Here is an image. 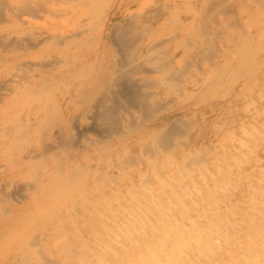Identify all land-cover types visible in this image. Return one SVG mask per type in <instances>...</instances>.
I'll return each instance as SVG.
<instances>
[{"label": "rangeland", "instance_id": "374dc122", "mask_svg": "<svg viewBox=\"0 0 264 264\" xmlns=\"http://www.w3.org/2000/svg\"><path fill=\"white\" fill-rule=\"evenodd\" d=\"M18 1H20V2L22 1V2L20 3ZM36 1L35 0H17V2H16V0H0V36H1L0 41L2 40L0 42V243H2V244H0V264H6V262H7V264L8 263L9 264H11V263L21 264V262H22V264H30V263L35 264L37 262H38L37 264H42L43 262H45L43 264H51V263H53V264H63L64 263L65 264V262L69 259L70 260L67 261L66 264H74V263H78V261L81 258H82L81 259L82 263H79V264H83V261H86L89 259L92 260V259H94V256L101 255L100 251H99V241H101L102 237H104V236L106 237L108 235V229L114 228V224H115L116 220H118V221L121 220L120 218H123L121 216H124V218L128 217V216L127 217L125 216V215H127V210L130 209V207L133 208L134 207L133 204H135V202H138L137 200H141V202L145 203L142 206H143V210L146 213V215H144L145 213L142 212L143 223L140 222V224L143 225L142 227L145 229L144 233H143L144 234L143 237H147V235H145V233L146 234L149 233L150 229L153 228L154 225H155L154 227H156V225H157L156 228H159L160 226L162 227L164 225H166L168 227L171 226L170 228H172V229L175 228L174 230H176V226H177V230L179 228L178 233H180L182 231L181 228H183V230H185V229L188 230V229L192 228L196 232L199 231L197 234H200V235H202V234L204 235L203 229H202V227H203L205 231H207V232L211 231L210 234L212 233L211 236L213 238L216 236L215 239L220 237L218 235V232H216V231L218 229H220L223 233H227L228 232V231H226V227H227V229H229L228 233H232V234H229L230 235L229 236L230 242H228L226 244L227 246H225L224 248L229 250V249H232L233 246H235L233 248V250H230L231 252H233L234 249L236 248V242H243L245 240L244 237H246V233L248 231V228L251 227V225L258 223L257 221L261 222L262 221L261 215L264 214V197H263L264 196V179L262 178L264 176V161H262V160H264L263 159L264 158V145H263L264 144V110H263L264 109V96H263L264 95V70H263L264 64H262V63H264V0H263V2L261 0L260 1L252 0L253 1L252 3H251V0H246V1H244V0H236V1L233 0L232 3H231V0H229V1L228 0H210V1L209 0H73L72 2H70L69 0H67V1L66 0H54V1L53 0H48V1L47 0L46 1L45 0H36ZM249 2H250V4H249ZM5 3H6V5H5ZM18 3H20V4H18ZM206 3H208V4H206ZM217 3H219V4H217ZM54 4H56V5H54ZM243 4H244V6H243ZM245 6H247L248 8L247 7L245 8ZM20 7H21V9H20ZM251 7H253V9ZM18 8H19V10H18ZM191 8L194 11H192ZM216 8H218L219 10ZM56 9L58 10V12H56ZM187 9H189V10H187ZM33 10L34 11L36 10L37 12H34ZM252 10H254L253 11L254 14L252 13ZM13 11H14V14H13ZM15 11H16V13H15ZM38 11H41L40 14ZM210 12H212V13H210ZM21 13H22V16H21ZM29 13L30 14L33 13V14H31L32 17L28 16V15H30ZM34 13H36V14H34ZM58 14H60V15H58ZM153 14H154V16H153ZM33 15H36V18ZM40 15H42V17ZM216 16H217V18H216ZM40 17L42 19L43 18L44 19L42 20ZM205 17L206 18L208 17V19H205ZM209 18H211V20ZM120 21H121V23H120ZM131 22H132V24H131ZM126 24H128V25H126ZM121 28H123L124 30ZM117 29L120 31V33H117V32H119ZM132 29H134V30H132ZM113 30H115V31H113ZM144 31H145V33H144ZM111 33H113V34H111ZM51 35L53 38L51 37ZM119 36H121V37H119ZM122 36H124L125 38ZM57 37H60V38L57 40ZM65 37H67V38H65ZM190 37H192V38L190 39ZM64 38H65V40H64ZM140 38H141V40H140ZM261 38H262V40H261ZM28 39H29V41H28ZM210 39H211V41H210ZM18 40H21V41H18ZM26 40L28 42H30V44H28V42ZM34 40H35V42H34ZM215 40H216V42H215ZM230 40H231V43H229ZM36 41H38V43ZM52 41H53V43H52ZM232 41H233V43H232ZM2 42L4 43V46L1 45V44H3ZM6 42H8V43L5 44ZM187 42H188V44H187ZM212 42H214V43L212 44ZM259 42H260V44H259ZM10 43L12 45H10ZM33 43L34 44L36 43L35 46ZM55 43L57 45H55ZM127 43L130 44L131 46L128 45ZM52 44H54L55 47ZM16 45H18L19 47L21 45V47H23V48H21V47L16 48ZM50 45H51V47H50ZM124 45H126V46H124ZM155 45H156V47H155ZM248 45H249V47H248ZM258 45H259V47H258ZM129 46L133 48V51H131V48L128 49ZM257 47L260 49H258ZM125 48H127V49H125ZM205 48L207 51H205ZM209 48L210 49L212 48V50L210 51ZM253 48H254V50H253ZM261 48H263V49H261ZM255 49L257 51H255ZM123 50H124V52H123ZM160 50H162V51H160ZM238 50L240 51V53ZM127 52L129 53L128 56H127V54H128ZM262 52H263V54H262ZM249 53H250V55H248ZM200 54H201V56L203 55V57H201ZM122 55H125V56H122ZM208 55H209V57H208ZM114 57H116L117 59H115ZM253 57H255V59H252ZM182 58H183V60H182ZM204 58H206V60ZM150 59H151V61H150ZM198 59H199V61H198ZM201 59H203V60H201ZM50 60H52V61H50ZM125 60H128V61H125ZM159 60H160V63H159ZM204 60H205V63H203ZM120 61H122L124 64L122 65ZM147 61H149V62H147ZM209 61H211V62H209ZM242 61L244 63L245 62L248 63L249 65L246 63H245L246 65H245ZM254 61H256V62H254ZM127 63L131 64V65H128ZM185 63H187V64H185ZM199 63L200 64L202 63V64L200 65ZM227 63H228V65H227ZM54 64H56V65H54ZM114 64H115V66H114ZM211 64H213V65H211ZM255 64H257V65H255ZM209 65H211V66H209ZM116 66H117V68H116ZM246 66L247 67L250 66V69H248L249 67L247 68ZM252 66H253L255 71L253 70ZM39 68H40V71H39ZM206 68H209V70ZM211 68L212 69L216 68V69L214 71H212ZM229 68H231V69H229ZM234 68H235V71H234ZM123 69H124V71H123ZM236 69H237V72H236ZM91 70H93V71H91ZM98 70H100V71H98ZM103 71L105 72V74ZM251 71L253 72L252 74H250ZM113 72L115 73V75ZM119 72L122 74H120ZM206 72L208 73V75L206 74ZM238 72L240 74H238ZM244 72L247 74L245 75ZM201 73H202V75H201ZM232 73H233V76H232ZM255 73H258V74H255ZM102 74H103V76H102ZM118 74H120V75H118ZM182 74H185V75L182 76ZM222 74H223V76L224 75L225 76L227 75V76L226 77L224 76V78H223ZM205 75H207V76H205ZM253 75H255V77ZM220 76H221V78H220ZM179 77H181V78L179 79ZM218 77H219V79H218ZM230 77H232V78H230ZM233 77L234 78L238 77V78L237 79L235 78V80H236L235 81L233 79ZM212 78H214V79H212ZM242 78H244V79H242ZM167 79H168V81H167ZM105 80H107V81L105 82ZM118 80H120V81H118ZM213 80H215V81H213ZM243 80H245V81H243ZM252 80H254V82ZM98 81H99L100 85L98 84ZM232 81L233 82L235 81V82L233 83ZM133 82H134V84H133ZM230 82H231V84H230ZM228 83L230 86L228 85ZM95 84H96V86H95ZM109 84H110V86H109ZM171 84H173V85H171ZM217 84H219V85L221 84L222 87L218 86ZM243 84L244 85L246 84L249 86L245 87ZM6 85H8V86H6ZM236 85L238 87H236ZM243 87H245V88H243ZM217 88H219V89L216 90ZM221 88H223V89H221ZM231 89H232V91H231ZM240 89H241V91H240ZM97 90H99V91H97ZM247 90H248V92H247ZM139 91H141V92H139ZM52 92H54V93L52 94ZM119 92H122V93L119 94ZM241 92H244V94L243 93L241 94ZM101 93H103L104 96H102L103 94H101ZM226 93H228V94L225 95ZM92 94H94V95H92ZM131 94H132V96H131ZM111 95H113V96H111ZM34 96H35V98H34ZM92 96H93V98H92ZM235 96H237V97H235ZM258 96H260V97H258ZM131 97L133 100L131 99ZM90 98H92V99H90ZM99 98H100V100H98ZM136 98H137V100H136ZM256 98L258 100H256ZM53 99L55 102H53ZM102 99H103V101H102ZM250 99H251V101H249ZM97 100H98V102H97ZM110 100H112V101H110ZM113 100L116 103H114ZM141 101H142L143 106H141V104H140ZM26 103H27V105H26ZM79 103H81V104H79ZM102 103L104 104V106ZM236 103H238V104H236ZM88 104H90L89 105L90 108L88 107ZM81 105H82V107H81ZM84 105H86L87 107H85ZM124 105H126V108ZM257 105H259V106L257 107ZM114 106H116V107H114ZM120 106H122V107H120ZM135 106H136V108H135ZM45 107H46V109H45ZM73 108H75V110ZM86 108H88L87 109L88 112L85 110ZM116 108H118L117 111L115 110ZM138 108H141V109L139 110ZM238 108H239V110H238ZM123 109H125V111ZM129 109H132V110L130 111ZM249 109H250V112H249ZM260 109H262V110H260ZM96 110H98V111L96 112ZM102 110H103V112H102ZM233 110L237 113H235ZM245 110H246V112H245ZM85 111L87 112V114ZM138 111H139V113H138ZM60 112L64 115L65 118H63V115ZM147 112L149 114H147ZM244 112H245V115H244ZM47 113L50 115L48 116ZM52 113H53L54 117H53ZM56 113H58L57 116H56ZM115 114H117V115H115ZM233 114H235V115H233ZM94 115H95V117H94ZM98 115H100L101 117L99 116V118H98ZM111 115H112V117H110ZM135 115H136V117H135ZM47 117L48 118L50 117L49 120H47L48 119ZM69 117H70V119H69ZM92 117H94V118H92ZM227 117H229V119L231 121H229ZM235 117H238V118L236 119ZM107 118L109 119L110 122L108 121ZM235 119L237 120V122ZM84 120L86 121V123ZM225 120H226V122H225ZM248 120H249V122H248ZM41 121L43 124L41 123ZM80 121L81 122L84 121L83 122L84 124H82ZM246 121H247V123H246ZM51 122L53 125L51 124ZM73 122H74V124H73ZM97 122H98V124H96ZM118 123H120V124H118ZM226 123L227 124L229 123V124L226 125ZM57 124L60 125L61 128ZM102 124L105 127H102L103 126ZM62 125H64V128ZM94 125H95V127H94ZM97 125H98V127H97ZM100 125H102V126H100ZM234 125L236 128H234ZM117 126H120L122 128H120V127L117 128ZM222 126H223V128H222ZM238 126H239V128H238ZM40 127H41V129H40ZM137 127L139 129H137ZM227 127H228V129H227ZM82 128L84 129V131L81 130ZM52 129H54V130H52ZM223 129H224V131H222ZM239 129H241V131ZM184 130L186 132H184ZM219 130L221 131V133ZM225 130H226V132H225ZM112 131L116 135H114L112 133ZM57 133L59 134L58 136L56 135ZM69 133L72 135H70ZM229 134L233 135V136H230ZM60 135H62L63 138H61ZM120 135H121V137H120ZM44 136L46 137L47 140L50 141L51 145H49V141H47ZM70 136H72V137H70ZM222 136H223V138H222ZM244 136H246V138ZM86 137L88 139H86ZM108 137H110L111 139L109 138V140H107ZM118 137H120V138H118ZM54 138H55V143L53 142ZM73 138L74 139L76 138V139L74 140ZM228 138H230L232 140V142H231V140H228ZM40 139H42V140H40ZM64 139L67 141H65ZM78 139H79V141H78ZM118 139L119 140L122 139V141L121 140L119 141ZM169 139H171V141ZM106 140H107V142H106ZM216 140H218L219 143ZM227 140H228V142H227ZM63 141H64V143H63ZM108 141L111 143H109ZM213 141H215V143ZM240 141H242V142L239 143ZM41 142H42V144H41ZM57 142L58 143L60 142V144L57 145L58 144ZM100 142H105V144L100 143ZM226 143L227 144L229 143V144L227 145ZM28 144H29V146H28ZM52 144H54V145H52ZM160 144H163V145L161 146ZM241 144H243V145H241ZM21 146H23V147H21ZM27 146L29 147V149ZM70 146H72L73 148H71ZM157 146H159V147H157ZM217 146H218V148H217ZM237 146H238V148H237ZM19 147H21V149ZM110 147L112 149H109ZM154 147H157L156 148L157 152L156 151L153 152V150L155 149ZM35 148H36V150H35ZM69 148H71L73 150H71ZM195 148H196V150H195ZM24 149H25V151H24ZM33 149H34V152L32 151ZM59 149H60V151H58ZM78 149H79V151H78ZM171 149L173 152L170 151ZM260 149H261V152L259 153ZM182 150L184 152H186V151L187 152L184 153ZM36 151H38L39 153ZM198 152L202 153V154H198ZM155 153H156V156H155ZM165 154H166V156H165ZM194 154H195V159H194L195 161L193 160ZM214 154H215V156H214ZM123 155H126V156H123ZM198 155H200V157ZM201 155H202V157H201ZM204 155H206V156H204ZM55 156H56V158H55ZM21 157H23V160L24 159L25 160L22 161L20 159ZM147 157L150 159V161ZM32 158L34 159V161H33L34 163L31 162ZM71 158H73L74 160ZM156 158H158V160ZM171 158L172 159L174 158V159L172 160ZM188 158L191 161H189ZM47 159H49V160H47ZM152 159H155V160H152ZM18 160H20V161H18ZM62 160H64V161H62ZM175 160H176V162H175ZM185 160H187V162ZM11 161L13 162L12 164L10 163ZM61 161H62V163H60ZM114 161H117V162H114ZM154 161H156L155 164H154ZM201 161L202 162L204 161V166L201 164ZM14 162L15 163L18 162V163L15 164ZM162 162H164V163H162ZM169 162H170V164H167ZM35 163H38L39 165L38 164L35 165ZM149 163H150V165H149ZM156 163L158 166L156 165ZM64 164H66V165H64ZM197 164H199V165H197ZM252 164H254V165L252 166ZM119 165H121V167ZM187 165H189V166H187ZM248 165L249 166L251 165V167H254V168H251L252 170L250 168H246ZM30 166H31V169H30ZM36 166H37V168H36ZM191 166L193 167L192 168L193 170L190 168ZM198 166H200V167H198ZM42 167H44V169H42ZM80 167H82V168H80ZM155 167L158 169H156ZM163 167H165V168H163ZM196 167L198 169H196ZM68 168H69V170H68ZM95 168H96V170H94ZM167 168L170 170H172V169L173 170L170 171ZM180 168L183 171L180 172V170H181ZM235 168H236V171H234ZM64 169H65V171H64ZM70 169L72 171H70ZM127 169H129V170H127ZM154 169H155V171H154ZM178 169H180V170H178ZM189 169H191V171ZM254 169L257 171H255ZM156 170H157V172L158 171L159 172L157 173ZM176 170L179 172H177ZM245 170L246 171L249 170V171L246 172ZM129 171H130V173H129ZM188 171H190V172L188 173ZM204 171H206V172H204ZM63 172L66 174H64ZM161 172L163 174L164 173L165 174L163 175ZM198 172L200 175H196V174H198ZM153 173L155 175H158L160 173V175L157 176L159 178H156V176ZM201 173L204 174L203 177H201L202 176ZM207 173H209V174L206 175ZM223 173L224 174L226 173V175H224ZM69 174L70 175L72 174L73 176L72 175L70 176ZM227 174H230V175L227 176ZM234 174H236V175H234ZM242 174L245 177H243ZM33 175L34 176L36 175V176L34 178H32ZM79 175L80 176L83 175V176L80 177ZM107 175L110 179L108 177H104ZM173 175H174L175 179H172ZM186 175L190 176L191 179L188 178ZM62 176H63V179H62ZM64 176H67V177L65 178ZM99 176H103V177L99 178ZM177 176H179V177H177ZM182 176H184V177L182 178ZM192 176L194 178H192ZM196 176H197V179H196ZM198 176H200V177H198ZM225 176H226V178H225ZM247 176H248V178H247ZM255 176L259 177V178L257 179ZM97 177L99 179H97ZM123 177L124 178L126 177V178L124 179ZM237 177H238V179H237ZM105 178H106V181L108 179L111 182L110 181L106 182ZM162 178H164V180H162ZM184 178H187L188 182L184 183L183 180H185V181L187 180ZM202 178H203V180H202ZM246 178H247V180H246ZM94 179H96L97 181ZM102 179H104V180H102ZM155 179H156V181H155ZM189 179H190V181H189ZM33 180H34V182H33ZM67 180L69 181V183L67 182ZM92 180H94V182ZM157 180H159V181H157ZM199 180L202 181L201 183L203 184V186L201 185V183L199 184V182H200ZM250 180H251V182H250ZM258 180H260V181H258ZM81 181H84L82 183H85V184H81ZM209 181L211 184L209 183ZM224 181L226 184L224 183ZM227 181H228V186H227ZM229 181H231V182L229 183ZM245 181H248V182H245ZM142 182L144 185L142 184ZM147 182H149V183H147ZM132 183H135V184H132ZM145 183H146V186L148 187V185H149L150 188L148 187L146 189ZM165 183H167V185ZM192 183H195L197 185L195 186V184H193V188H192V185H191ZM215 183H217V185ZM222 183L224 184V187H222L223 186ZM231 183H233L235 185H233V184L231 185ZM253 183H255V184H253ZM258 183H260V184H258ZM24 184H26L27 186ZM66 184L70 189L66 186ZM117 184H119V185H117ZM208 184H209V186H208ZM237 184H238V186H237ZM246 184L248 185L249 188L247 187ZM103 185H104V188H103ZM135 185H136V187H135ZM163 185H165V186H163ZM176 185H178V188ZM169 186H171L173 189L171 190V188H169ZM183 186H185L184 189L186 188L187 190H182ZM212 186H213V188H211ZM230 186L233 189V191L231 190ZM142 187H144V189ZM160 187H163V188H160ZM197 187H199V188H197ZM218 187H220V189ZM246 187H247V189H246ZM77 188H78L79 192H78V190L75 191V189H77ZM118 188H120V189H118ZM130 188L131 189L133 188L135 193H136V190L139 192H137L135 194V193H133L134 191L131 190ZM179 188H180V190H179ZM200 188H202V189H200ZM149 189H151V190H149ZM191 189L196 190L197 192L193 191ZM248 189H250L251 191ZM2 190H5V191L2 192ZM24 190H27V191H24ZM107 190L109 191V193ZM167 190L169 192H167ZM173 190H176V192L178 191L177 193L182 198L179 197V199H178L177 196L175 197ZM242 190H244V191H242ZM58 191H60V193ZM110 191H113V192L110 193ZM127 191H128V193H127ZM140 191H141V194H140ZM142 191H143V193H142ZM186 191H188L190 194L188 192H187V194L182 193V192H186ZM211 191H212V193H211ZM255 191H256V194H255ZM18 192L19 193L21 192V194H19ZM57 192L60 195L62 194V192H63V194L61 196H59V195H57ZM67 192H69V193H67ZM118 192H119V194H118ZM152 192H154V193H152ZM170 192H171V195H170ZM198 192H200V193H198ZM218 192H220V193L218 194ZM251 192L253 193V195L254 194L255 195L254 196L251 195L252 194ZM35 193H36V195H35ZM114 193L115 194L117 193V194L115 195ZM132 193L134 194V196L136 195L137 197L135 196L136 197L135 198ZM138 193L140 195H138ZM246 193H248V194H246ZM46 194H48V195H46ZM50 194L52 195V197ZM84 194H85V196H83ZM97 194L99 197L97 196ZM101 194H103L102 197H101ZM110 194H111V196H110ZM150 194L152 196L153 195L154 196L152 197ZM155 194L157 196H159V195L161 196L160 198H162L163 203H161V205L159 206V209L164 207L166 209V216L161 214L160 212L157 213V211H159V210L156 209V206H151L152 201L157 197ZM214 194H215V196H214ZM233 194H234V196H232ZM22 195H24V196H22ZM70 195L73 199L70 197ZM80 195H81V199H80ZM94 195H96L97 197ZM117 195H119V196H117ZM144 195L146 197H144ZM210 195H211V197H210ZM241 195H243V196H241ZM65 196H67V197L69 196L68 197L69 199H67V197H65ZM92 196H94L93 199H92ZM194 196H195L196 200H195ZM208 196L210 197V199ZM218 196L220 198H218ZM248 196L252 197V198H250V200H249ZM257 196H259V197H257ZM18 197H19V199H18ZM37 197H39L40 199H38ZM85 197L87 199H85ZM118 197H119V199H118ZM167 197H168V199H167ZM205 197H207V198H205ZM232 197H234L235 199L234 198L232 199ZM236 197H238V198H236ZM22 198H23V200H22ZM59 198H61V199H59ZM110 198H112V200ZM158 198L159 197H157V199ZM163 198H166V199H163ZM170 198H171L172 202L169 200ZM224 198H225V201L223 200ZM262 198H263V201H262ZM66 199L69 201H67ZM122 199H124V200H122ZM176 199L178 201H176ZM247 199L249 201H247ZM39 200L41 201V203ZM49 200H51L52 202ZM147 200L148 201L151 200V203L148 202ZM168 200L170 201V203ZM207 200L209 201V203L208 202L206 203ZM212 200H213V202H212ZM218 200H221V201H218ZM239 200H240V202H239ZM97 201L98 202L100 201V203L98 204ZM105 201H107L108 203H106ZM193 201L195 204L193 203ZM55 202H57V203L55 204ZM146 202H148L149 204ZM164 202L166 204H164ZM69 203H71V204H69ZM168 203H169V205H168ZM226 203H228L227 206H225ZM247 203L249 205H247ZM44 204L47 205V207ZM51 204H55L56 206L51 205ZM104 204H106V205H104ZM117 204H119V205H117ZM121 204H123V205H121ZM39 205H41V207ZM72 205L75 206L76 208H73ZM86 205L89 208L88 207L86 208ZM101 205H104V206H101ZM107 205L110 207V209H113V211L112 210L109 211V207ZM144 205H145V207H144ZM148 205L150 207H148ZM185 205H186V207H185ZM206 205H208V206H206ZM257 205H258V207H257ZM36 206H38V207L36 208ZM42 206H43V208H42ZM44 206H45L46 210H45ZM48 206H50V207L48 208ZM125 206H127V207H125ZM171 206L173 209L171 208ZM187 206H188V208H187ZM202 206L204 207V209ZM234 206H236L237 208ZM240 206H242L241 207L242 210H241ZM255 206H256V208H255ZM260 206H262V208L259 210ZM39 207L41 210L39 209ZM60 207H61V210H60ZM146 207L150 211H146L147 210ZM181 207H182V209H181ZM215 207H218V208L215 209ZM223 207H225V209H222ZM77 208H79V209H77ZM81 208H83V209H81ZM90 208H93V209H91L89 211ZM99 208H101L100 209L101 212L99 211ZM118 208H120V209H118ZM122 208L126 209V211L125 210L123 211ZM183 208H185L186 210ZM30 209L33 210L34 214ZM37 209H39V210H37ZM65 209H67V210H65ZM175 209L176 210L181 209V210L177 211V213H175L174 212V211H176ZM198 209L200 210V212ZM50 210L51 211L53 210V211L50 212ZM68 210H71L72 213L71 212L69 213ZM197 210H198V213H197ZM245 210H249V211H245ZM23 211H25V213ZM29 211L31 212V214ZM56 211H57V213H56ZM61 211H62V213H61ZM75 211H77V212L79 211V213H76ZM91 211H93V212H91ZM121 211H123V212H121ZM210 211H211V213H210ZM237 211H238V213H237ZM109 212H110L111 216H109ZM116 212H117V214H116ZM148 212H150L151 214ZM194 212H195V215H194ZM204 212H205V214H204ZM96 213H98V214H96ZM113 213H115V214H113ZM123 213H126V214L124 215ZM168 213L171 214L170 215L171 218H169ZM185 213H186V215H185ZM208 213L210 215L211 214H213V215L215 214V215H214V217L211 215V218H210V215ZM230 213L233 216H231ZM18 214H19V216L22 215L23 217H21V216L19 217ZM27 214H29V215H27ZM37 214H38V217H36ZM92 214L94 215V217ZM106 214H108V215H106ZM157 214H158V216H157ZM180 214H182V218H181ZM201 214H204V215H201ZM207 214L209 215V217ZM221 214H222V216H221ZM16 215L18 216V218ZM52 215H55V216L53 217ZM153 215H155L156 218ZM25 216H26V218L23 220V218ZM40 216H42V217L39 218ZM62 216H63V218H61ZM82 216H84V218H82ZM112 216H114L115 218L117 217L118 219L117 218L115 219L113 217L115 220L114 221ZM172 216H173V218H172ZM195 216H197V217H195ZM243 216H244V218H243ZM30 217H31V219H30ZM48 217H50V218H48ZM152 217H154V218H152ZM224 217L226 220L224 219ZM229 217H230V219H229ZM248 217L250 220L247 219ZM43 218H45L47 220H45ZM106 218H108V220ZM148 218H150L151 220L149 219V221H148ZM198 218L199 219L201 218V219L199 220ZM205 218H206V220L210 218L209 220H211V221H209V220L206 221ZM218 218H220V219H218ZM233 218H235V219H233ZM237 218H239V219H237ZM254 218H256V219H254ZM154 219H155V221H154ZM176 219L178 221H176ZM21 220H23V221H21ZM66 220H67V222H66ZM111 220L113 223L111 222ZM160 220L163 221L162 224L160 223ZM164 220H165V222H164ZM190 220H192V221H190ZM203 220H205V223H203ZM32 221H34V222H32ZM52 221H54L56 223L53 224L54 222H52ZM149 222H151V224ZM224 222H226V223H224ZM64 223H66V224H64ZM92 223H94V224H92ZM158 223H160V225ZM198 223H201V225ZM211 223H212V225L214 224L213 225L214 227H212V225H210ZM23 224H24V226H23ZM140 224L138 223L139 226L138 225L137 226L141 227ZM190 224L193 226H191ZM195 224H197L196 225L197 227L195 226ZM224 224H226V225H224ZM61 225H62V227H61ZM16 226H17V228H16ZM186 226H187V228H186ZM199 226L201 228H199ZM8 227H10V228L7 229ZM27 227L28 228L31 227V228L28 229ZM106 227H109V228H106ZM50 228H51V230H53V232L50 230ZM206 228H208V229L206 230ZM30 229H32L31 232L33 234L31 232L28 233L29 232L28 230H30ZM34 229H38L37 232ZM95 229H97V230H95ZM9 230H10V232H9ZM72 230H73V233H72ZM74 230H75V233H74ZM93 230L96 232H94ZM4 231L5 232L7 231L6 232L7 236L4 235L5 234ZM69 231L71 232V234ZM18 232H20V233H18ZM78 232L82 235H79ZM97 232H99V233H97ZM201 232H202V234H201ZM67 233H68V235H67ZM83 234H85L86 236L87 235H89V236L86 237ZM21 235H22V237H21ZM25 235H26V237H25ZM65 235H67V237L70 236L69 239L67 237H65ZM200 235H198V236H200ZM262 235L264 236V233ZM27 236H29V237H27ZM37 236L40 238H38ZM231 236L233 237L234 240L232 239ZM72 237L73 238L76 237V238L73 239ZM78 237H80V238L78 239ZM84 237L87 239H85ZM90 237H91V239H89ZM21 238H22V240H21ZM7 239H8V241H7ZM25 239H27V240H25ZM255 239H256V241L262 240L261 237H255ZM65 240H66V242H64ZM75 240H76V242H75ZM82 240H84V242ZM173 240H174V234L172 233V237L170 238V241H168V243H167V248H171ZM238 240H240V241H238ZM13 241H15V243H13ZM21 241H23V242H21ZM46 241H47V243H46ZM93 241H94V243H93ZM54 242H55V244H54ZM4 243H7V244L4 245ZM18 243H19V245H18ZM50 243L52 245H50ZM91 243H93V244H91ZM28 244H29V246H28ZM42 244H43V246H42ZM71 244H72V246H71ZM31 245H32V247H30ZM55 245L57 248L53 247ZM64 245H66V246L64 247ZM9 246H11V247L9 248ZM47 246H49V247L46 248ZM96 246H98V248ZM112 246L116 252L120 251L119 246L117 248V245L115 244V242H112ZM26 247H27V249H26ZM41 247L44 249L45 252L43 250H40ZM11 248L12 249L14 248V249L12 250ZM50 248H51V250H50ZM62 248H63V250H61ZM72 248H74L75 252L73 250H71ZM10 249H11V251H10ZM64 249H67L68 251L64 250ZM91 249H93L94 252ZM26 250H28V251H26ZM83 250H84V252H83ZM4 251L6 252V255H8V256L5 255ZM17 251H19V252H17ZM55 251H57V252H55ZM63 251H65L66 253ZM212 251L213 252H211L210 256L206 255V257L198 258V263L200 264L201 261H203L201 264H204V263L209 264L208 261L210 260V258L211 259L219 258L218 254H220V253H219V250L217 249V247H215ZM40 253L42 254L41 259L38 258V257H40V255H39ZM67 253H68V255H67ZM70 253L72 254L71 256H70ZM75 253H77V254H75ZM17 254H20V255H17ZM212 254H215L216 256L212 255ZM35 255H37V256H35ZM84 255L86 256V258ZM16 256H17V258H14ZM18 256H20V257H18ZM23 256H26V258H28V260L27 259L25 260L27 262H25L24 260L23 261L21 260V259H25V257H23ZM64 256H65V258H64ZM80 256H81V258H80ZM2 257H3V259H2ZM30 257H33L34 259L33 258L31 259ZM61 257H62V259H61ZM70 257L72 258V260ZM76 257L78 258L77 259L78 261L74 262ZM13 258L15 260L12 261ZM101 258H102V262L105 264V263H107L109 256L101 255ZM204 258H206V259H204ZM19 259L21 262L19 261ZM46 261L47 262L49 261L50 263L49 262L47 263ZM57 262H59V263H57ZM70 262H72V263H70Z\"/></svg>", "mask_w": 264, "mask_h": 264}, {"label": "bare ground", "instance_id": "6f19581e", "mask_svg": "<svg viewBox=\"0 0 264 264\" xmlns=\"http://www.w3.org/2000/svg\"><path fill=\"white\" fill-rule=\"evenodd\" d=\"M36 1V0H35ZM46 1V0H45ZM48 1V0H47ZM54 1V0H53ZM67 1V0H66ZM70 2H72L73 0H69ZM210 1V0H209ZM208 1V2H209ZM229 1V0H228ZM227 1V2H228ZM232 1L233 0H231V3H232ZM236 1V0H235ZM244 1H246V0H244ZM258 1H260V0H258ZM262 2H263V0H261ZM16 2H17V0H16ZM18 2H20V1H18ZM22 2V1H21ZM20 2V3H21ZM25 2V1H24ZM32 2V1H31ZM30 2V3H31ZM37 2V1H36ZM253 1L251 0V3H252ZM2 3V2H1ZM12 3V2H11ZM20 3H18V4H20ZM29 3V2H28ZM225 3V2H224ZM243 3V2H242ZM255 3V2H254ZM51 4V3H50ZM61 4V3H60ZM70 4V3H69ZM187 4V3H186ZM206 4H208V3H206ZM217 4H219V3H217ZM245 4V3H244ZM244 4H243V6H244ZM249 4H250V2H249ZM248 4V5H249ZM5 5H6V3H5ZM54 5H56V4H54ZM223 5V4H222ZM231 5V4H230ZM4 6V5H3ZM8 6V5H7ZM28 6V5H27ZM44 6V5H43ZM207 6V5H206ZM205 6V7H206ZM19 7V6H18ZM38 7V6H37ZM247 6H245V8H246ZM39 8V7H38ZM186 8V7H185ZM248 8V7H247ZM252 9H253V7H251ZM259 8V7H258ZM20 9H21V7H20ZM58 9V8H57ZM56 9V12H58V10ZM216 9H218V8H216ZM18 10H19V8H18ZM153 10V9H152ZM187 10H189V9H187ZM191 10H192V8H191ZM219 10V9H218ZM225 10V9H224ZM227 10V9H226ZM258 10V9H257ZM25 11V10H24ZM34 11V10H33ZM192 11H194V10H192ZM191 11V12H192ZM228 11V10H227ZM238 11V10H237ZM254 10H252V13L254 14V12H253ZM12 12V11H11ZM18 12V11H17ZM34 12H37L36 10L34 11ZM39 12V14H40V12L41 11H38ZM47 12V11H46ZM55 12V11H54ZM53 12V13H54ZM63 12V11H62ZM61 12V13H62ZM190 12V11H189ZM217 12V11H216ZM15 13H16V11H15ZM52 13V14H53ZM196 13V12H195ZM210 13H212V12H210ZM225 13V12H224ZM13 14H14V11H13ZM25 14V13H24ZM30 14V13H29ZM31 14H33V13H31ZM28 15V16H31L32 17V15ZM34 14H36V13H34ZM38 14V13H37ZM158 14V13H157ZM201 14V13H200ZM234 14V13H233ZM251 14V13H250ZM54 15V14H53ZM58 15H60V14H58ZM195 15V14H194ZM207 15V14H206ZM21 16H22V13H21ZM35 18H36V15H33ZM41 17H42V15H40ZM50 16V15H49ZM153 16H154V14H153ZM158 16V15H157ZM209 16V15H208ZM12 17V16H11ZM20 17V16H19ZM40 17V18H41ZM56 17V16H55ZM60 17V16H59ZM152 17V16H151ZM18 18V17H17ZM39 18V17H38ZM153 18V17H152ZM213 18V17H212ZM216 18H217V16H216ZM42 19V18H41ZM44 19V18H43ZM42 19V20H43ZM202 19V18H201ZM205 19H208V17L206 18L205 17ZM210 20H211V18H209ZM252 19V18H251ZM129 20V19H128ZM204 20V19H203ZM19 21V20H18ZM233 21V20H232ZM236 21V20H235ZM247 21V20H246ZM260 21V20H259ZM20 22V21H19ZM22 22V21H21ZM127 22V21H126ZM130 22V21H129ZM207 22V21H206ZM205 22V23H206ZM120 23H121V21H120ZM134 23V22H133ZM99 24V23H98ZM129 24V23H128ZM128 24H126V25H128ZM131 24H132V22H131ZM125 25V26H126ZM133 26V25H132ZM217 26V25H216ZM90 27V26H89ZM113 27V26H112ZM115 28V27H114ZM130 28V27H129ZM210 28V27H209ZM241 28V27H240ZM121 29H123V28H121ZM135 29V28H134ZM134 29H132V30H134ZM118 30V29H117ZM124 30V29H123ZM127 30V29H126ZM125 30V31H126ZM131 30V31H132ZM143 30V29H142ZM148 30V29H147ZM146 30V31H147ZM233 30V29H232ZM113 31H115V30H113ZM119 31V30H118ZM203 31V30H202ZM129 32V31H128ZM78 33V32H77ZM117 33H120V31L119 32H117ZM130 33V32H129ZM144 33H145V31H144ZM174 33V32H173ZM206 33V32H205ZM74 34V33H73ZM111 34H113V33H111ZM124 34V33H123ZM221 34V33H220ZM125 35V34H124ZM138 35V34H137ZM56 36V35H55ZM193 36V35H192ZM47 37V36H46ZM51 37H52V35H51ZM119 37H121V36H119ZM122 37H124V36H122ZM127 37V36H126ZM133 37V36H132ZM18 38V37H17ZM53 38V37H52ZM51 38V39H52ZM60 37H57V40L59 39ZM62 38V37H61ZM65 38H67V37H65ZM65 38H64V40H65ZM125 38V37H124ZM189 38V37H188ZM192 37H190V39H191ZM211 38V37H210ZM0 39H1V36H0ZM69 39V38H68ZM114 39V38H113ZM132 39V38H131ZM201 39V38H200ZM14 40V39H13ZM22 40V39H21ZM21 40H18V41H21ZM67 40V39H66ZM117 40V39H116ZM127 40V39H126ZM140 40H141V38H140ZM174 40V39H173ZM203 40V39H202ZM213 40V39H212ZM229 40V39H228ZM261 40H262V38H261ZM2 41V40H1ZM0 41V42H1ZM16 41V40H15ZM27 41V40H26ZM28 41H29V39H28ZM27 41V42H28ZM40 41V40H39ZM56 41V40H55ZM54 41V42H55ZM135 41V40H134ZM170 41V40H169ZM210 41H211V39H210ZM23 42V41H22ZM34 42H35V40H34ZM37 43H38V41H36ZM42 42V41H41ZM59 42V41H58ZM63 42V41H62ZM208 42V41H207ZM215 42H216V40H215ZM251 42V41H250ZM3 43V42H2ZM8 42H6L5 44H7ZM16 43V42H15ZM14 43V44H15ZM52 43H53V41H52ZM64 43V42H63ZM124 43V42H123ZM172 43V42H171ZM214 42H212V44H213ZM229 43H231V40H230V42ZM232 43H233V41H232ZM28 44H30V42H28ZM34 44V43H33ZM36 44V43H35ZM35 44H34V46H35ZM61 44V43H60ZM113 44V43H112ZM115 44V43H114ZM125 44V43H124ZM128 44V43H127ZM126 44V45H127ZM187 44H188V42H187ZM191 44V43H190ZM210 44V43H209ZM211 44V45H212ZM251 44V43H250ZM259 44H260V42H259ZM1 45H3L4 46V43L3 44H1ZM10 45H12L11 43H10ZM19 45V44H18ZM18 45H16V48H18L19 46ZM54 47H55V45H57L56 43H55V45L54 44H52ZM122 45V44H121ZM126 45H124V46H126ZM128 45H130V44H128ZM134 45V44H133ZM205 45V44H204ZM208 45V44H207ZM206 45V46H207ZM7 46V45H6ZM32 46V45H31ZM52 46V47H53ZM123 46V45H122ZM131 46V45H130ZM128 47V49L129 48H131V51H133V48L132 47ZM191 46V45H190ZM214 46V45H213ZM233 46V45H232ZM242 46V45H241ZM20 47H21V45H20ZM19 47V48H20ZM50 47H51V45H50ZM53 47V48H54ZM155 47H156V45H155ZM158 47V46H157ZM211 47V46H210ZM248 47H249V45H248ZM258 47H259V45H258ZM257 47V48H258ZM3 48V47H2ZM11 48V47H10ZM15 48V49H16ZM21 48H23V47H21ZM30 48V47H29ZM72 48V47H71ZM81 48V47H80ZM123 48V47H122ZM154 48V47H153ZM152 48V49H153ZM161 48V47H160ZM186 48V47H185ZM198 48V47H197ZM237 48V47H236ZM240 48V47H239ZM242 48V47H241ZM256 48V49H257ZM4 49V48H3ZM51 49V48H50ZM125 49H127V48H125ZM162 49V48H161ZM210 49V48H209ZM228 49V48H227ZM250 49V48H249ZM255 49V51H257ZM258 49H260V48H258ZM261 49H263V48H261ZM5 50V49H4ZM10 50V49H9ZM138 50V49H137ZM157 50V49H156ZM163 50V49H162ZM162 50H160V51H162ZM187 50V49H186ZM212 50V48L210 49V51ZM214 50V49H213ZM240 50V49H239ZM238 50V51H239ZM253 50H254V48H253ZM130 51V52H131ZM139 51V50H138ZM153 51V50H152ZM205 51H207L206 50V48H205ZM236 51V50H235ZM234 51V52H235ZM123 52H124V50H123ZM149 52V51H148ZM165 52V51H164ZM168 52V51H167ZM185 52V51H184ZM183 52V53H184ZM113 53V52H112ZM118 53V52H117ZM126 53V52H125ZM128 53V52H127ZM138 53V52H137ZM152 53V52H151ZM201 53V52H200ZM208 53V52H207ZM211 53V52H210ZM232 53V52H231ZM238 53V52H237ZM239 53H240V51H239ZM244 53V52H243ZM256 53V52H255ZM254 53V54H255ZM259 53V52H258ZM257 53V54H258ZM131 54V53H130ZM150 54V53H149ZM155 54V53H154ZM159 54V53H158ZM253 54V53H252ZM251 54V55H252ZM262 54H263V52H262ZM107 55V54H106ZM105 55V56H106ZM129 55V53L127 54V56ZM185 55V54H184ZM210 55V54H209ZM209 55H208V57H209ZM213 55V54H212ZM248 55H250V53L248 54ZM66 56V55H65ZM122 56H125V55H122ZM197 56V55H196ZM200 56H201V54H200ZM207 56V55H206ZM216 56V55H215ZM254 56V55H253ZM154 57V56H153ZM201 57H203V55L201 56ZM245 57V56H244ZM248 57V56H247ZM110 58V57H109ZM115 59H117L116 57H114ZM134 58V57H133ZM151 58V57H150ZM213 58V57H212ZM66 59V58H65ZM131 59V58H130ZM153 59V58H152ZM156 59V58H155ZM192 59V58H191ZM195 59V58H194ZM205 60H206V58H204ZM214 59V58H213ZM212 59V60H213ZM251 59V58H250ZM249 59V60H250ZM252 59H255V57H253ZM67 60V59H66ZM158 60V59H157ZM163 60V59H162ZM161 60V61H162ZM182 60H183V58H182ZM201 60H203V59H201ZM205 60H204V62L203 63H205ZM210 60V59H209ZM211 60V61H212ZM248 60V59H247ZM50 61H52V60H50ZM57 61V60H56ZM125 61H128V60H125ZM150 61H151V59H150ZM170 61V60H169ZM198 61H199V59H198ZM197 61V62H198ZM211 61H209V62H211ZM227 61V60H226ZM225 61V62H226ZM27 62V61H26ZM36 62V61H35ZM105 62V61H104ZM114 62V61H113ZM121 62V64L123 65L124 63L122 62V61H120ZM147 62H149V61H147ZM192 62V61H191ZM207 62V61H206ZM243 62V61H242ZM252 62V61H251ZM254 62H256V61H254ZM31 63V62H30ZM159 63H160V60H159ZM169 63V62H168ZM240 63V62H239ZM238 63V64H239ZM244 63V62H243ZM246 63V62H245ZM244 63V64H245ZM102 64V63H101ZM100 64V65H101ZM110 64V63H109ZM119 64V63H118ZM128 64V63H127ZM185 64H187V63H185ZM190 64V63H189ZM195 64V63H194ZM200 64V63H199ZM202 64V63H201ZM200 64V65H201ZM210 64V63H209ZM226 64V63H225ZM241 64V63H240ZM239 64V65H240ZM246 64H248V63H246ZM245 64V65H246ZM262 64H264V63H262ZM261 64V65H262ZM36 65V64H35ZM41 65V64H40ZM39 65V66H40ZM54 65H56V64H54ZM99 65V66H100ZM108 65V64H107ZM106 65V66H107ZM126 65V64H125ZM128 65H131V64H128ZM159 65V64H158ZM198 65V64H197ZM208 65V64H207ZM211 65H213V64H211ZM211 65H209V66H211ZM227 65H228V63H227ZM230 65V64H229ZM249 65V64H248ZM255 65H257V64H255ZM259 65V64H258ZM25 66V65H24ZM114 66H115V64H114ZM118 66V65H117ZM117 66H116V68H117ZM127 66V65H126ZM188 66V65H187ZM208 66V67H209ZM236 66V65H235ZM234 66V67H235ZM251 66V65H250ZM250 66H246L248 69H250ZM254 66V65H253ZM253 66H252V68H253ZM101 67V66H100ZM105 67V66H104ZM122 67V66H121ZM256 67V66H255ZM263 67V66H262ZM107 68V67H106ZM109 68V67H108ZM119 68V67H118ZM217 68V67H216ZM215 68V69H216ZM236 68V67H235ZM235 68H234V71H235ZM244 68V67H243ZM251 68V69H252ZM10 69V68H9ZM21 69V68H20ZM38 69V68H37ZM36 69V70H37ZM104 69V68H103ZM206 69H208L209 70V68H206ZM214 68L212 69L211 68V70L212 71H214L215 70ZM229 69H231V68H229ZM242 69V68H241ZM259 69V68H258ZM261 69V68H260ZM11 70V69H10ZM117 70V69H116ZM119 70V69H118ZM121 70V69H120ZM133 70V69H132ZM210 70V71H211ZM253 70H254V68H253ZM257 70V69H256ZM264 70V69H263ZM21 71V70H20ZM39 71H40V68H39ZM91 71H93V70H91ZM98 71H100V70H98ZM102 71V70H101ZM107 71V70H106ZM123 71H124V69H123ZM130 71V70H129ZM140 71V70H139ZM209 71V72H210ZM242 71V70H241ZM240 71V72H241ZM248 71V70H247ZM255 71V70H254ZM260 71V70H259ZM104 72V71H103ZM153 72V71H152ZM157 72V71H156ZM186 72V71H185ZM236 72H237V69H236ZM243 72V71H242ZM250 72V71H249ZM262 72V71H261ZM92 73V72H91ZM111 73V72H110ZM114 73V72H113ZM120 73V72H119ZM141 73V72H140ZM168 73V72H167ZM245 73V72H244ZM253 72L251 71V73L250 74H252ZM260 73V72H259ZM21 74V73H20ZM104 74H105V72H104ZM120 74H122V73H120ZM120 74H118V75H120ZM126 74V73H125ZM188 74V73H187ZM206 74L208 75V73L206 72ZM210 74V73H209ZM226 74V73H225ZM238 74H240L239 72H238ZM247 73H245V75H246ZM255 74H258V73H255ZM114 75H115V73H114ZM183 75H185V74H182V76ZM200 75V74H199ZM201 75H202V73H201ZM207 75H205V76H207ZM230 75V74H229ZM249 75V74H248ZM247 75V76H248ZM68 76V75H67ZM98 76V75H97ZM102 76H103V74H102ZM127 76V75H126ZM225 76V75H224ZM224 76H223V74H222V77L224 78ZM227 76V75H226ZM225 76V77H226ZM232 76H233V73H232ZM238 76V75H237ZM244 76V75H243ZM254 77H255V75H253ZM42 77V76H41ZM123 77V76H122ZM164 77V76H163ZM166 77V76H165ZM239 77V76H238ZM237 77V78H238ZM103 78V77H102ZM101 78V79H102ZM107 78V77H106ZM105 78V79H106ZM121 78V77H120ZM128 78V77H127ZM181 77H179V79H180ZM220 78H221V76H220ZM230 78H232V77H230ZM236 78V77H235ZM235 78L233 77V79L235 80ZM236 78V79H237ZM247 78V77H246ZM43 79V78H42ZM119 79V78H118ZM166 79V78H165ZM178 79V80H179ZM185 79V78H184ZM212 79H214V78H212ZM211 79V80H212ZM218 79H219V77H218ZM242 79H244V78H242ZM256 79V78H255ZM263 79V78H262ZM16 80V79H15ZM121 80V79H120ZM120 80H118V81H120ZM239 80V79H238ZM237 80V81H238ZM246 80V79H245ZM245 80H243V81H245ZM257 80V79H256ZM104 81V80H103ZM107 80H105V82H106ZM166 81V80H165ZM167 81H168V79H167ZM172 81V80H171ZM213 81H215V80H213ZM217 81V80H216ZM229 81V80H228ZM231 81V80H230ZM236 81V80H235ZM234 81V82H235ZM242 81V82H243ZM253 82H254V80H252ZM13 82V81H12ZM25 82V81H24ZM47 82V81H46ZM45 82V83H46ZM101 82V81H100ZM137 82V81H136ZM179 82V81H178ZM225 82V81H224ZM233 82V81H232ZM233 82V83H234ZM257 82V81H256ZM131 83V82H130ZM151 83V82H150ZM171 83V82H170ZM175 83V82H174ZM240 83V82H239ZM12 84V83H11ZM98 84H99V81H98ZM107 84V83H106ZM122 84V83H121ZM126 84V83H125ZM124 84V85H125ZM132 84V83H131ZM133 84H134V82H133ZM230 84H231V82H230ZM16 85V84H15ZM100 85V84H99ZM104 85V84H103ZM137 85V84H136ZM171 85H173V84H171ZM175 85V84H174ZM218 86H221V84L219 85V84H217ZM216 85V86H217ZM228 85H229V83H228ZM238 85V84H237ZM236 85V87H238ZM244 85V84H243ZM242 85V86H243ZM6 86H8V85H6ZM11 86V85H10ZM9 86V87H10ZM95 86H96V84H95ZM109 86H110V84H109ZM112 86V85H111ZM115 86V85H114ZM126 86V85H125ZM145 86V85H144ZM225 86V85H224ZM230 86V85H229ZM228 86V87H229ZM241 86V87H242ZM245 87L246 86H249V85H244ZM29 87V86H28ZM102 87V86H101ZM104 87V86H103ZM121 87V86H120ZM222 87V86H221ZM226 87V86H225ZM227 87V88H228ZM245 87H243V88H245ZM98 88V87H97ZM105 88V87H104ZM124 88V87H123ZM136 88V87H135ZM148 88V87H147ZM182 88V87H181ZM224 88V87H223ZM223 88H221V89H223ZM230 88V87H229ZM232 88V87H231ZM242 88V89H243ZM28 89V88H27ZM42 89V88H41ZM107 89V88H106ZM219 88H217L216 90H218ZM225 89V88H224ZM101 90V89H100ZM125 90V89H124ZM230 90V89H229ZM244 90V89H243ZM54 91V90H53ZM97 91H99V90H97ZM126 91V90H125ZM129 91V90H128ZM231 91H232V89H231ZM240 91H241V89H240ZM250 91V90H249ZM50 92V91H49ZM127 92V91H126ZM139 92H141V91H139ZM223 92V91H222ZM228 92V91H227ZM247 92H248V90H247ZM54 92H52V94H53ZM98 93V92H97ZM120 93H122V92H119V94ZM150 93V92H149ZM182 93V92H181ZM180 93V94H181ZM244 94V92H241V94ZM8 94V93H7ZM87 94V93H86ZM96 94V93H95ZM101 94H103V93H101ZM106 94V93H105ZM114 94V93H113ZM144 94V93H143ZM220 94V93H219ZM228 93H226L225 95H227ZM251 94V93H250ZM6 95V94H5ZM35 95V94H34ZM55 95V94H54ZM92 95H94V94H92ZM116 95V94H115ZM114 95V96H115ZM124 95V94H123ZM130 95V94H129ZM142 95V94H141ZM145 95V94H144ZM152 95V94H151ZM221 95V94H220ZM246 95V94H245ZM244 95V96H245ZM263 95V94H262ZM49 96V95H48ZM91 96V95H90ZM102 96H104V94L102 95ZM111 96H113V95H111ZM117 96V95H116ZM131 96H132V94H131ZM242 96V95H241ZM243 96V97H244ZM264 96V95H263ZM96 97V96H95ZM227 97V96H226ZM235 97H237V96H235ZM249 97V96H248ZM258 97H260V96H258ZM31 98V97H30ZM29 98V99H30ZM34 98H35V96H34ZM92 98H93V96H92ZM92 98H90V99H92ZM134 98V97H133ZM138 98V97H137ZM137 98H136V100H137ZM89 99V98H88ZM104 99V98H103ZM103 99H102V101H103ZM128 99V98H127ZM131 99H132V97H131ZM234 99V98H233ZM243 99V98H242ZM241 99V100H242ZM260 99V98H259ZM98 100H100V98L98 99ZM98 100H97V102H98ZM130 100V99H129ZM133 100V99H132ZM135 100V99H134ZM256 100H258L257 98H256ZM29 101V100H28ZM32 101V100H31ZM30 101V102H31ZM79 101V100H78ZM109 101V100H108ZM110 101H112V100H110ZM173 101V100H172ZM232 101V100H231ZM243 101V100H242ZM249 101H251V99L249 100ZM53 102H55L54 101V99H53ZM88 102V101H87ZM90 102V101H89ZM96 102V101H95ZM94 102V103H95ZM96 102V103H97ZM107 102V101H106ZM113 102H114V100H113ZM240 102V101H239ZM247 102V101H246ZM73 103V102H72ZM76 103V102H75ZM114 103H116V102H114ZM136 103V102H135ZM145 103V102H144ZM249 103V102H248ZM79 104H81V103H79ZM87 104V103H86ZM93 104V103H92ZM100 104V103H99ZM98 104V105H99ZM103 104V103H102ZM110 104V103H109ZM141 106H143L142 105V101H141ZM236 104H238V103H236ZM243 104V103H242ZM252 104V103H251ZM26 105H27V103H26ZM89 105L90 104H88V107H89ZM94 105V104H93ZM111 105V104H110ZM128 105V104H127ZM70 106V105H69ZM77 106V105H76ZM80 106V105H79ZM85 107H87L86 105H84ZM96 106V105H95ZM100 106V105H99ZM103 106H104V104H103ZM113 106V105H112ZM125 106V108H126V105H124ZM155 106V105H154ZM244 106V105H243ZM255 106V105H254ZM259 105H257V107H258ZM52 107V106H51ZM78 107V106H77ZM81 107H82V105H81ZM97 107V106H96ZM107 107V106H106ZM114 107H116V106H114ZM118 107V106H117ZM120 107H122V106H120ZM119 107V108H120ZM148 107V106H147ZM156 107V106H155ZM234 107V106H233ZM247 107V106H246ZM251 107V106H250ZM79 108V107H78ZM90 108V107H89ZM92 108V107H91ZM100 108V107H99ZM135 108H136V106H135ZM149 108V107H148ZM147 108V109H148ZM228 108V107H227ZM230 108V107H229ZM45 109H46V107H45ZM74 110H75V108H73ZM80 109V108H79ZM87 109L88 108H86L85 110L87 111ZM93 109V108H92ZM103 109V108H102ZM105 109V108H104ZM113 109V108H112ZM117 109L118 108H116L115 110L117 111ZM139 110L141 109V108H138ZM144 109V108H143ZM146 109V108H145ZM234 109V108H233ZM252 109V108H251ZM73 110V111H74ZM91 110V109H90ZM95 110V109H94ZM107 110V109H106ZM124 111H125V109H123ZM130 111L132 110V109H129ZM149 110V109H148ZM235 110V109H234ZM233 110V111H234ZM238 110H239V108H238ZM256 110V109H255ZM254 110V111H255ZM260 110H262V109H260ZM259 110V111H260ZM264 110V109H263ZM47 111V110H46ZM83 111V110H82ZM85 111V112H86ZM98 110H96V112H97ZM119 111V110H118ZM152 111V110H151ZM43 112V111H42ZM53 112V111H52ZM84 112V113H85ZM88 112V111H87ZM87 112H86V114H87ZM102 112H103V110H102ZM105 112V111H104ZM136 112V111H135ZM232 112V111H231ZM235 112V111H234ZM245 112H246V110H245ZM245 112H244V115H245ZM249 112H250V109H249ZM263 112V111H262ZM51 113V112H50ZM61 113V112H60ZM79 113V112H78ZM83 113V114H84ZM107 113V112H106ZM138 113H139V111H138ZM137 113V114H138ZM152 113V112H151ZM235 113H237V112H235ZM240 113V112H239ZM257 113V112H256ZM48 114V113H47ZM62 114V113H61ZM81 114V113H80ZM85 114V115H86ZM91 114V113H90ZM100 114V113H99ZM110 114V113H109ZM136 114V113H135ZM147 114H149L148 112H147ZM50 114H48V116H49ZM52 115H53V113H52ZM58 115V113H56V116ZM63 115V114H62ZM69 115V114H68ZM92 115V114H91ZM90 115V116H91ZM96 115V114H95ZM95 115H94V117H95ZM115 115H117V114H115ZM119 115V114H118ZM133 115V114H132ZM142 115V114H141ZM233 115H235V114H233ZM232 115V116H233ZM239 115V114H238ZM242 115V114H241ZM46 116V115H45ZM76 116V115H75ZM80 116V115H79ZM84 116V115H83ZM99 116L100 115H98V118H99ZM228 116V115H227ZM231 116V117H232ZM53 117H54V115H53ZM94 117H92V118H94ZM101 117V116H100ZM110 117H112V115L110 116ZM121 117V116H120ZM124 117V116H123ZM135 117H136V115H135ZM151 117V116H150ZM239 117V116H238ZM238 117H235L236 119L238 118ZM48 118V117H47ZM46 118V119H47ZM50 118V117H49ZM49 118L47 119V120H49ZM56 118V117H55ZM54 118V119H55ZM63 118H65L64 117V115H63ZM79 118V117H78ZM85 118V117H84ZM103 118V117H102ZM138 118V117H137ZM148 118V117H147ZM228 118V120L229 121H231L230 119H229V117H227ZM226 118V119H227ZM233 118V117H232ZM231 118V119H232ZM68 119V118H67ZM69 119H70V117H69ZM96 119V118H95ZM108 119V118H107ZM139 119V118H138ZM235 119V120H236ZM59 120V119H58ZM74 120V119H73ZM86 120V119H85ZM84 120V121H85ZM89 120V119H88ZM99 120V119H98ZM97 120V121H98ZM111 120V119H110ZM122 120V119H121ZM251 120V119H250ZM43 121V120H42ZM42 121H41V123H42ZM84 121H80L82 124H84L83 122ZM93 121V120H92ZM108 121H109V119H108ZM132 121V120H131ZM186 121V120H185ZM59 122V121H58ZM91 122V121H90ZM100 122V121H99ZM110 122V121H109ZM113 122V121H112ZM195 122V121H194ZM225 122H226V120H225ZM235 122V121H234ZM236 122H237V120H236ZM235 122V123H236ZM248 122H249V120H248ZM260 122V121H259ZM85 123H86V121H85ZM172 123V122H171ZM170 123V124H171ZM239 123V122H238ZM246 123H247V121H246ZM253 123V122H252ZM43 124V123H42ZM48 124V123H47ZM51 124H52V122H51ZM55 124V123H54ZM69 124V123H68ZM73 124H74V122H73ZM90 124V123H89ZM88 124V125H89ZM96 124H98V122L96 123ZM101 124V123H100ZM104 124V123H103ZM102 124V125H103ZM115 124V123H114ZM118 124H120V123H118ZM229 124V123H228ZM227 123H226V125H228ZM234 124V123H233ZM257 124V123H256ZM41 125V124H40ZM46 125V124H45ZM53 125V124H52ZM56 125V124H55ZM58 125V124H57ZM80 125V124H79ZM102 125H100V126H102ZM122 125V124H121ZM60 128H61V126L60 125H58ZM63 126V128H64V125H62ZM74 126V125H73ZM43 127V126H42ZM52 127V126H51ZM72 127V126H71ZM89 127V126H88ZM94 127H95V125H94ZM97 127H98V125H97ZM102 127H105L104 125L102 126ZM120 126H117V128H119ZM25 128V127H24ZM47 128V127H46ZM78 128V127H77ZM91 128V127H90ZM115 128V127H114ZM120 128H122V127H120ZM174 128V127H173ZM184 128V127H183ZM222 128H223V126H222ZM226 128V127H225ZM231 128V127H230ZM234 128H236L235 127V125H234ZM238 128H239V126H238ZM2 129V128H1ZM40 129H41V127H40ZM51 129V128H50ZM57 129V128H56ZM80 129V128H79ZM105 129V128H104ZM103 129V130H104ZM137 129H139L138 127H137ZM185 129V128H184ZM227 129H228V127H227ZM52 130H54V129H52ZM59 130V129H58ZM63 130V129H62ZM78 130V129H77ZM82 131H84V129L82 128L81 129ZM110 130V129H109ZM121 130V129H120ZM170 130V129H169ZM236 130V129H235ZM240 131H241V129H239ZM244 130V129H243ZM25 131V130H24ZM37 131V130H36ZM91 131V130H90ZM138 131V130H137ZM220 131V130H219ZM222 131H224V129L222 130ZM5 132V131H4ZM23 132V131H22ZM52 132V131H51ZM75 132V131H74ZM106 132V131H105ZM121 132V131H120ZM119 132V133H120ZM184 132H186L185 130H184ZM225 132H226V130H225ZM239 132V131H238ZM73 133V132H72ZM76 133V132H75ZM74 133V134H75ZM81 133V132H80ZM102 133V132H101ZM108 133V132H107ZM112 133H113V131H112ZM220 133H221V131H220ZM244 133V132H243ZM35 134V133H34ZM70 134V133H69ZM73 134V135H74ZM114 134V133H113ZM131 134V133H130ZM134 134V133H133ZM165 134V133H164ZM248 134V133H247ZM57 136L59 135L58 133L56 134ZM70 135H72V134H70ZM111 135V134H110ZM114 135H116V134H114ZM119 135V134H118ZM124 135V134H123ZM183 135V134H182ZM230 135V134H229ZM238 135V134H237ZM20 136V135H19ZM42 136V135H41ZM46 136V135H45ZM44 136V137H45ZM51 136V135H50ZM64 136V135H63ZM105 136V135H104ZM107 136V135H106ZM129 136V135H128ZM230 136H233V135H230ZM60 137L61 138H63L62 137V135H60ZM70 137H72V136H70ZM74 137V136H73ZM82 137V136H81ZM89 137V136H88ZM120 137H121V135H120ZM120 137H118V138H120ZM155 137V136H154ZM161 137V136H160ZM243 137V136H242ZM245 138H246V136H244ZM42 138V137H41ZM58 138V137H57ZM101 138V137H100ZM109 138L110 137H108V139L107 140H109ZM123 138V137H122ZM157 138V137H156ZM177 138V137H176ZM222 138H223V136H222ZM26 139V138H25ZM45 139H46V137H45ZM49 139V138H48ZM59 139V138H58ZM66 139V138H65ZM64 139V140H65ZM74 139V138H73ZM76 139V138H75ZM74 139V140H75ZM86 139H88L87 137H86ZM111 139V138H110ZM155 139V138H154ZM159 139V138H158ZM239 139V138H238ZM23 140V139H22ZM40 140H42V139H40ZM39 140V141H40ZM47 140V139H46ZM52 140V139H51ZM57 140V139H56ZM62 140V139H61ZM107 140H106V142H107ZM119 140V139H118ZM121 141H122V139H120ZM119 140V141H120ZM163 140V139H162ZM168 140V139H167ZM170 141H171V139H169ZM179 140V139H178ZM228 140H231L230 138H228ZM228 140H227V142H228ZM26 141V140H25ZM47 141H49V140H47ZM53 141V140H52ZM65 141H67V140H65ZM78 141H79V139H78ZM212 141V140H211ZM217 142H218V140H216ZM234 141V140H233ZM239 141V140H238ZM237 141V142H238ZM43 142V141H42ZM42 142H41V144H42ZM54 143H55V138H54V141H53ZM109 142V141H108ZM214 143H215V141H213ZM222 142V141H221ZM231 142H232V140H231ZM242 141H240L239 143H241ZM244 142V141H243ZM46 143V142H45ZM52 143V142H51ZM58 143V142H57ZM63 143H64V141H63ZM66 143V142H65ZM100 143H104L105 144V142H100ZM109 143H111V142H109ZM204 143V142H203ZM219 143V142H218ZM238 143V144H239ZM245 143V142H244ZM17 144V143H16ZM22 144V143H21ZM47 144V143H46ZM60 144V142L57 144V145H59ZM80 144V143H79ZM164 144V143H163ZM163 144H160L161 146L163 145ZM175 144V143H174ZM184 144V143H183ZM211 144V143H210ZM227 144V143H226ZM229 144V143H228ZM227 144V145H228ZM261 144V143H260ZM19 145V144H18ZM31 145V144H30ZM48 145V144H47ZM49 145H51L50 144V141H49ZM52 145H54V144H52ZM111 145V144H110ZM220 145V144H219ZM241 145H243V144H241ZM247 145V144H246ZM264 145V144H263ZM28 146H29V144H28ZM27 146V147H28ZM32 146V145H31ZM109 146V145H108ZM165 146V145H164ZM181 146V145H180ZM200 146V145H199ZM226 146V145H225ZM21 147H23V146H21ZM21 147H19L20 149H21ZM47 147V146H46ZM57 147V146H56ZM55 147V148H56ZM66 147V146H65ZM71 148H73L72 146H70ZM85 147V146H84ZM107 147V146H106ZM112 147V146H111ZM109 148V149H112V148ZM116 147V146H115ZM157 147H159V146H157ZM157 147H154L155 149L153 150V152L154 151H156L157 152V150H156V148ZM170 147V146H169ZM202 147V146H201ZM232 147V146H231ZM263 147V146H262ZM39 148V147H38ZM71 148H69V149H71ZM78 148V147H77ZM167 148V147H166ZM181 148V147H180ZM190 148V147H189ZM217 148H218V146H217ZM237 148H238V146H237ZM28 149H29V147H28ZM86 149V148H85ZM159 149V148H158ZM161 149V148H160ZM168 149V148H167ZM173 149V148H172ZM172 149L170 150L171 152H173L172 151ZM177 149V148H176ZM182 149V148H181ZM232 149V148H231ZM242 149V148H241ZM248 149V148H247ZM263 149V148H262ZM15 150V149H14ZM23 150V149H22ZM35 150H36V148H35ZM38 150V149H37ZM57 150V149H56ZM71 150H73V149H71ZM141 150V149H140ZM169 150V149H168ZM174 150V149H173ZM184 150V149H183ZM182 150V151H183ZM195 150H196V148H195ZM235 150V149H234ZM24 151H25V149H24ZM33 152H34V149L32 150ZM54 151V150H53ZM58 151H60V149L58 150ZM78 151H79V149H78ZM166 151V150H165ZM185 151V150H184ZM183 151V152H184ZM190 151V150H189ZM200 151V150H199ZM217 151V150H216ZM236 151V150H235ZM20 152V151H19ZM18 152V153H19ZM23 152V151H22ZM36 152H38V151H36ZM65 152V151H64ZM63 152V153H64ZM146 152V151H145ZM148 152V151H147ZM170 152V153H171ZM187 152V151H186ZM186 152H184V153H186ZM202 152V151H201ZM251 152V151H250ZM261 152V149H260V151H259V153ZM39 153V152H38ZM179 153V152H178ZM211 153V152H210ZM235 153V152H234ZM25 154V153H24ZM42 154V153H41ZM51 154V153H50ZM172 154V153H171ZM198 154H202V153H199L198 152ZM217 154V153H216ZM40 155V154H39ZM43 155V154H42ZM41 155V156H42ZM64 155V154H63ZM77 155V154H76ZM163 155V154H162ZM175 155V154H174ZM189 155V154H188ZM187 155V156H188ZM225 155V154H224ZM234 155V154H233ZM57 156V155H56ZM56 156H55V158H56ZM123 156H126V155H123ZM143 156V155H142ZM155 156H156V153H155ZM165 156H166V154H165ZM176 156V155H175ZM178 156V155H177ZM183 156V155H182ZM185 156V155H184ZM193 156V155H192ZM197 156V155H196ZM199 157H200V155H198ZM204 156H206V155H204ZM214 156H215V154H214ZM228 156V155H227ZM235 156V155H234ZM233 156V157H234ZM20 157V156H19ZM24 157V156H23ZM23 157H21L20 159L22 160V161H24L23 160ZM72 157V156H71ZM119 157V156H118ZM149 157V156H148ZM147 157V158H148ZM181 157V156H180ZM198 157V158H199ZM201 157H202V155H201ZM224 157V156H223ZM232 157V156H231ZM67 158V157H66ZM65 158V159H66ZM77 158V157H76ZM136 158V157H135ZM164 158V157H163ZM169 158V157H168ZM185 158V157H184ZM197 158V157H196ZM214 158V157H213ZM217 158V157H216ZM239 158V157H238ZM64 159V160H65ZM68 159V158H67ZM71 159H73V158H71ZM117 159V158H116ZM119 159V158H118ZM131 159V158H130ZM149 159V158H148ZM157 160H158V158H156ZM172 159V158H171ZM174 159V158H173ZM172 159V160H173ZM177 159V158H176ZM195 159V154H194V158H193V160ZM231 159V158H230ZM264 159V158H263ZM17 160V159H16ZM37 160V159H36ZM45 160V159H44ZM47 160H49V159H47ZM60 160V159H59ZM64 160H62V161H64ZM74 160V159H73ZM77 160V159H76ZM152 160H155V159H152ZM151 160V161H152ZM188 160H189V158H188ZM226 160V159H225ZM239 160V159H238ZM13 161V160H12ZM10 162L11 164L13 163V162ZM18 161H20V160H18ZM34 161V159L32 158V163H34L33 162ZM38 161V160H37ZM57 161V160H56ZM62 161L60 162V163H62ZM89 161V160H88ZM106 161V160H105ZM109 161V160H108ZM123 161V160H122ZM142 161V160H141ZM149 161H150V159H149ZM183 161V160H182ZM186 162H187V160H185ZM189 161H191V160H189ZM195 161V160H194ZM217 161V160H216ZM262 161H264V160H262ZM36 162V161H35ZM42 162V161H41ZM71 162V161H70ZM87 162V161H86ZM114 162H117V161H114ZM120 162V161H119ZM155 162L156 161H154V164H155ZM166 162V161H165ZM175 162H176V160H175ZM174 162V163H175ZM193 162V161H192ZM15 163V162H14ZM18 162H16L15 164H17ZM21 163V162H20ZM19 163V164H20ZM64 163V162H63ZM69 163V162H68ZM73 163V162H72ZM71 163V164H72ZM108 163V162H107ZM122 163V162H121ZM127 163V162H126ZM162 163H164V162H162ZM173 163V164H174ZM179 163V162H178ZM185 163V162H184ZM200 163V162H199ZM212 163V162H211ZM210 163V164H211ZM224 163V162H223ZM31 164V163H30ZM36 164H38V163H35V165ZM44 164V163H43ZM153 164V165H154ZM167 164H170V162L169 163H167ZM172 164V165H173ZM176 164V163H175ZM181 164V163H180ZM179 164V165H180ZM201 164L204 166V161L202 162L201 161ZM239 164V163H238ZM241 164V163H240ZM34 165V166H35ZM39 165V164H38ZM46 165V164H45ZM63 165V164H62ZM64 165H66V164H64ZM122 165V164H121ZM121 165H119L120 167H121ZM124 165V164H123ZM134 165V164H133ZM149 165H150V163H149ZM152 165V164H151ZM156 165H157V163H156ZM163 165V164H162ZM197 165H199V164H197ZM254 164H252V166H253ZM103 166V165H102ZM132 166V165H131ZM158 166V165H157ZM171 166V165H170ZM174 166V165H173ZM186 166V165H185ZM187 166H189V165H187ZM249 166V165H248ZM246 167V168H254V167H251V165L249 166V167ZM18 167V166H17ZM63 167V166H62ZM77 167V166H76ZM83 167V166H82ZM82 167H80V168H82ZM104 167V166H103ZM135 167V166H134ZM179 167V166H178ZM181 167V166H180ZM198 167H200V166H198ZM244 167V166H243ZM260 167V166H259ZM36 168H37V166H36ZM105 168V167H104ZM103 168V169H104ZM116 168V167H115ZM126 168V167H125ZM131 168V167H130ZM156 168V167H155ZM163 168H165V167H163ZM185 168V167H184ZM183 168V169H184ZM191 169L193 168L192 166L190 167ZM242 168V167H241ZM258 168V167H257ZM30 169H31V166H30ZM41 169V168H40ZM42 169H44V167H42ZM67 169V168H66ZM88 169V168H87ZM102 169V170H103ZM156 169H158V168H156ZM168 169V168H167ZM177 169V168H176ZM181 169V168H180ZM180 169H178V170H180ZM191 169H189L190 171H191ZM196 169H198L197 167H196ZM203 169V168H202ZM243 169V168H242ZM33 170V169H32ZM68 170H69V168H68ZM76 170V169H75ZM86 170V169H85ZM94 170H96V168L94 169ZM99 170V169H98ZM120 170V169H119ZM127 170H129V169H127ZM131 170V169H130ZM168 170H170V169H168ZM167 170V171H168ZM173 170V169H172ZM172 170H170V171H172ZM185 170V169H184ZM193 170V169H192ZM241 170V169H240ZM239 170V171H240ZM252 170V169H251ZM255 170V169H254ZM64 171H65V169H64ZM70 171H72L71 169H70ZM123 171V170H122ZM154 171H155V169H154ZM177 171V170H176ZM181 171H183L182 169L180 170V172ZM187 171V170H186ZM190 171H188V173L190 172ZM207 171V170H206ZM206 171H204V172H206ZM234 171H236V168H235V170ZM242 171V170H241ZM246 171V170H245ZM249 171V170H248ZM248 171H246V172H248ZM255 171H257V170H255ZM93 172V171H92ZM148 172V171H147ZM156 172H157V170H156ZM159 172V171H158ZM157 172V173H158ZM177 172H179V171H177ZM238 172V171H237ZM60 173V172H59ZM64 173V172H63ZM68 173V172H67ZM85 173V172H84ZM104 173V172H103ZM127 173V172H126ZM129 173H130V171H129ZM162 173V172H161ZM183 173V172H182ZM187 173V174H188ZM192 173V172H191ZM197 173V172H196ZM250 173V172H249ZM257 173V172H256ZM34 174V173H33ZM64 174H66V173H64ZM78 174V173H77ZM92 174V173H91ZM96 174V173H95ZM105 174V173H104ZM120 174V173H119ZM136 174V173H135ZM142 174V173H141ZM145 174V173H144ZM154 174V173H153ZM163 174V173H162ZM165 174V173H164ZM163 174V175H164ZM171 174V173H170ZM180 174V173H179ZM194 174V173H193ZM209 173H207L206 175H208ZM224 174V173H223ZM41 175V174H40ZM62 175V174H61ZM68 175V174H67ZM70 175V174H69ZM72 175V174H71ZM70 175V176H71ZM87 175V174H86ZM98 175V174H97ZM103 175V174H102ZM122 175V174H121ZM124 175V174H123ZM146 175V174H145ZM155 175V174H154ZM153 175V176H154ZM158 175H160V173L158 174ZM158 175H155L156 176V178H159V177H157ZM196 175H200L199 174V172H198V174H196ZM201 177H203V175L204 174H202L201 173ZM224 175H226V173L224 174ZM228 175H230V174H227V176ZM234 175H236V174H234ZM243 175V174H242ZM248 175V174H247ZM255 175V174H254ZM36 176V175H35ZM34 175H33V177L32 178H34L35 177ZM73 176V175H72ZM80 176V175H79ZM78 176V177H79ZM81 176H83V175H81ZM80 176V177H81ZM96 176V175H95ZM144 176V175H143ZM147 176V175H146ZM162 176V175H161ZM181 176V175H180ZM188 178H190V176H188V175H186ZM185 176V177H186ZM195 176V175H194ZM239 176V175H238ZM250 176V175H249ZM263 176V175H262ZM65 178L67 177V176H64ZM85 177V176H84ZM100 177H103V176H99V178ZM104 177H108V175L107 176H104ZM177 177H179V176H177ZM184 176H182V178H183ZM198 177H200V176H198ZM233 177V176H232ZM243 177H245L244 175H243ZM242 177V178H243ZM256 177V176H255ZM75 178V177H74ZM98 177H97V179H99ZM109 178V177H108ZM114 178V177H113ZM124 178V177H123ZM126 178V177H125ZM124 178V179H125ZM131 178V177H130ZM144 178V177H143ZM152 178V177H151ZM169 178V177H168ZM192 178H194L193 176H192ZM225 178H226V176H225ZM247 178H248V176H247ZM247 178H246V180H247ZM252 178V177H251ZM254 178V177H253ZM257 179L259 178V177H256ZM263 179H264V176L262 177ZM261 178V179H262ZM45 179V178H44ZM62 179H63V176H62ZM68 179V178H67ZM81 179V178H80ZM90 179V178H89ZM110 179V178H109ZM116 179V178H115ZM132 179V178H131ZM134 179V178H133ZM171 179V178H170ZM169 179V180H170ZM172 179H175L174 178V175H173V178ZM184 179H187V178H184ZM191 179V178H190ZM190 179H189V181H190ZM196 179H197V176H196ZM214 179V178H213ZM231 179V178H230ZM237 179H238V177H237ZM256 179V180H257ZM260 179V180H261ZM36 180V179H35ZM91 180V179H90ZM94 180H96V179H94ZM94 180H92L93 182H94ZM102 180H104V179H102ZM112 180V179H111ZM128 180V179H127ZM161 180V179H160ZM162 180H164V178H162ZM202 180H203V178H202ZM217 180V179H216ZM260 180H258V181H260ZM78 181V180H77ZM97 181V180H96ZM105 181H106V178H105ZM107 181H110V180H108L107 179ZM106 181V182H107ZM116 181V180H115ZM119 181V180H118ZM147 181V180H146ZM155 181H156V179H155ZM157 181H159V180H157ZM174 181V180H173ZM181 181V180H180ZM184 181V183L185 182H188V179L185 181V180H183ZM198 181V180H197ZM200 182H199V184L202 182L201 180H199ZM220 181V180H219ZM233 181V180H232ZM243 181V180H242ZM253 181V180H252ZM263 181V180H262ZM261 181V182H262ZM33 182H34V180H33ZM32 182V183H33ZM67 182L69 183V181L67 180ZM82 182H84V181H81V184H85V183H82ZM101 182V181H100ZM104 182V181H103ZM111 182V181H110ZM150 182V181H149ZM149 182H147V183H149ZM165 182V181H164ZM175 182V181H174ZM207 182V181H206ZM221 182V181H220ZM231 181H229V183H230ZM237 182V181H236ZM235 182V183H236ZM245 182H248V181H245ZM250 182H251V180H250ZM45 183V182H44ZM75 183V182H74ZM73 183V184H74ZM91 183V182H90ZM126 183V182H125ZM163 183V182H162ZM161 183V184H162ZM173 183V182H172ZM209 183H210V181H209ZM214 183V182H213ZM224 183H225V181H224ZM240 183V182H239ZM27 184V183H26ZM26 184H24V185H26ZM80 184V185H81ZM98 184V183H97ZM113 184V183H112ZM120 184V183H119ZM119 184H117V185H119ZM132 184H135V183H132ZM142 184H143V182H142ZM166 185H167V183H165ZM177 184V183H176ZM193 184H195V183H192L191 185H192V188H193ZM211 184V183H210ZM216 185H217V183H215ZM219 184V183H218ZM223 184V183H222ZM226 184V183H225ZM233 183H231V185H232ZM249 184V183H248ZM253 184H255V183H253ZM258 184H260V183H258ZM23 185V184H22ZM42 185V184H41ZM55 185V184H54ZM62 185V184H61ZM60 185V186H61ZM87 185V184H86ZM96 185V184H95ZM115 185V184H114ZM144 185V184H143ZM188 185V184H187ZM190 185V186H191ZM197 184H195V186H196ZM201 185L203 186V184L201 183ZM233 185H235V184H233ZM240 185V184H239ZM243 185V184H242ZM247 185V184H246ZM27 186V185H26ZM65 186V185H64ZM66 186H67V184H66ZM72 186V185H71ZM79 186V185H78ZM145 186H146V183H145ZM152 186V185H151ZM163 186H165V185H163ZM177 186V188H178V185H176ZM201 186V187H202ZM208 186H209V184H208ZM227 186H228V181H227ZM237 186H238V184H237ZM261 186V185H260ZM21 187V186H20ZM41 187V186H40ZM68 187V186H67ZM73 187V186H72ZM107 187V186H106ZM135 187H136V185H135ZM148 187L150 188V186L148 185ZM147 186H146V189L148 188ZM174 187V186H173ZM184 187L185 186H183V189L182 190H187L186 188L184 189ZM205 187V186H204ZM222 187H224V184H223V186ZM247 187H248V185H247ZM247 187H246V189H247ZM25 188V187H24ZM28 188V187H27ZM59 188V187H58ZM69 188V187H68ZM67 188V189H68ZM80 188V187H79ZM97 188V187H96ZM95 188V189H96ZM103 188H104V185H103ZM143 189H144V187H142ZM141 188V189H142ZM160 188H163V187H160ZM159 188V189H160ZM167 188V187H166ZM169 188H171V190L173 189L171 186H169ZM181 188V187H180ZM180 188H179V190H180ZM197 188H199V187H197ZM211 188H213V186L211 187ZM216 188V187H215ZM219 189H220V187H218ZM226 188V187H225ZM230 188H231V186H230ZM229 188V189H230ZM249 188V187H248ZM262 188V187H261ZM23 189V188H22ZM43 189V188H42ZM70 189V188H69ZM118 189H120V188H118ZM131 189V188H130ZM136 189V188H135ZM140 189V188H139ZM142 189V190H143ZM145 189V190H146ZM165 189V188H164ZM200 189H202V188H200ZM224 189V188H223ZM251 189V188H250ZM250 189H248V190H250ZM53 190V189H52ZM51 190V191H52ZM57 190V189H56ZM76 190H78V188L77 189H75V191ZM87 190V189H86ZM97 190V189H96ZM131 190H133L134 191V189L132 188ZM149 190H151V189H149ZM166 190V189H165ZM169 190V189H168ZM167 190V192H169ZM189 190V189H188ZM191 190H193V189H191ZM190 190V191H191ZM198 190V189H197ZM216 190V189H215ZM231 190L233 191V189L231 188ZM252 190V189H251ZM250 190V191H251ZM3 191H5V190H2V192ZM23 191V190H22ZM24 191H27V190H24ZM46 191V190H45ZM44 191V192H45ZM65 191V190H64ZM69 191V190H68ZM108 191V190H107ZM118 191V190H117ZM123 191V190H122ZM129 191V190H128ZM128 191H127V193H128ZM193 191H196V190H193ZM207 191V190H206ZM224 191V190H223ZM227 191V190H226ZM242 191H244V190H242ZM258 191V190H257ZM32 192V191H31ZM41 192V191H40ZM59 193H60V191H58ZM58 192H57V195H59V196H61L62 194H63V192H62V194L60 195V194H58ZM70 192V191H69ZM69 192H67V193H69ZM78 192H79V190H78ZM98 192V191H97ZM111 192H113V191H110V193ZM137 192H139V191H137L136 190V193ZM150 192V191H149ZM148 192V193H149ZM161 192V191H160ZM178 192V191H177ZM176 192V190H173V193L175 194V197L177 196L178 197V199H179V197H181L178 193ZM187 192L188 191H186V192H182V193H184V194H187ZM197 192V191H196ZM201 192V191H200ZM200 192H198V193H200ZM209 192V191H208ZM5 193V192H4ZM17 193V192H16ZM19 193V192H18ZM51 193V192H50ZM87 193V192H86ZM92 193V192H91ZM107 193V192H106ZM108 193H109V191H108ZM133 193H135V191L133 192ZM132 193V194H133ZM135 193V194H136ZM142 193H143V191H142ZM151 193V192H150ZM152 193H154V192H152ZM162 193V192H161ZM160 193V194H161ZM189 193V192H188ZM207 193V192H206ZM211 193H212V191H211ZM210 193V194H211ZM215 193V192H214ZM220 192H218V194H219ZM237 193V192H236ZM252 193V192H251ZM19 194H21V192L19 193ZM31 194V193H30ZM42 194V193H41ZM49 194V193H48ZM48 194H46V195H48ZM89 194V193H88ZM99 194V193H98ZM98 194H97V196H98ZM115 194V193H114ZM117 194V193H116ZM115 194V195H116ZM118 194H119V192H118ZM140 194H141V191H140ZM139 193H138V195H140ZM158 194V193H157ZM167 194V193H166ZM173 194V195H174ZM190 194V193H189ZM246 194H248V193H246ZM255 194H256V191H255ZM254 194V195H255ZM259 194V193H258ZM26 195V194H25ZM35 195H36V193H35ZM34 195V196H35ZM39 195V194H38ZM37 195V196H38ZM45 195V194H44ZM51 195V194H50ZM56 195V196H57ZM102 195L103 194H101V197H102ZM151 195V194H150ZM156 195V194H155ZM162 195V194H161ZM170 195H171V192H170ZM197 195V194H196ZM251 195H253V193L251 194ZM253 195V196H254ZM2 196V195H1ZM11 196V195H10ZM17 196V195H16ZM22 196H24V195H22ZM43 196V195H42ZM83 196H85V194L83 195ZM88 196V195H87ZM94 196H96V195H94ZM94 196H92V199H93V197ZM96 196V197H97ZM110 196H111V194H110ZM117 196H119V195H117ZM125 196V195H124ZM123 196V197H124ZM133 196H134V194H133ZM136 196V195H135ZM134 196V197H135ZM152 196V195H151ZM154 196V195H153ZM152 196V197H153ZM157 196V195H156ZM167 196V195H166ZM185 196V195H184ZM188 196V195H187ZM199 196V195H198ZM214 196H215V194H214ZM232 196H234V194L232 195ZM238 196V195H237ZM241 196H243V195H241ZM240 196V197H241ZM260 196V195H259ZM259 196H257V197H259ZM36 197V196H35ZM51 197H52V195H51ZM65 197H67V196H65ZM64 197V198H65ZM69 197V196H68ZM67 197V199H69ZM70 197H71V195H70ZM99 197V196H98ZM132 197V196H131ZM137 197V196H136ZM135 197V198H136ZM144 197H146L145 195H144ZM157 197H159L158 199H157ZM153 201H152V204H151V206H156V209H158L159 211H157V213L158 212H160L161 214H163V215H165L166 216V209L164 208V207H162V208H160L159 209V206L161 205V203H163L162 202V198H160L161 196L159 195V196H157ZM172 197V196H171ZM209 197V196H208ZM210 197H211V195H210ZM210 197H209V199H210ZM217 197V196H216ZM249 197V196H248ZM256 197V196H255ZM262 197V196H261ZM264 197V196H263ZM38 199H40L39 197H37ZM72 198V197H71ZM114 198V197H113ZM127 198V197H126ZM133 198V197H132ZM142 198V197H141ZM148 198V197H147ZM173 198V197H172ZM182 198V197H181ZM194 198H195V196H194ZM205 198H207V197H205ZM213 198V197H212ZM211 198V199H212ZM218 198H220L219 196H218ZM229 198V197H228ZM227 198V199H228ZM234 197H232V199H233ZM236 198H238V197H236ZM244 198V197H243ZM250 198H252V197H249V200H250ZM254 198V197H253ZM18 199H19V197H18ZM42 199V198H41ZM52 199V198H51ZM59 199H61V198H59ZM66 199V200H67ZM73 199V198H72ZM80 199H81V195H80ZM83 199V198H82ZM85 199H87L86 197H85ZM90 199V198H89ZM97 199V198H96ZM102 199V198H101ZM111 200H112V198H110ZM116 199V198H115ZM118 199H119V197H118ZM129 199V198H128ZM131 199V198H130ZM145 199V198H144ZM163 199H166V198H163ZM167 199H168V197H167ZM175 199V198H174ZM173 199V200H174ZM235 199V198H234ZM258 199V198H257ZM12 200V199H11ZM22 200H23V198H22ZM26 200V199H25ZM29 200V199H28ZM122 200H124V199H122ZM133 200V199H132ZM170 201H171V198L169 199ZM168 200V201H169ZM189 200V199H188ZM195 200H196V198H195ZM202 200V199H201ZM200 200V201H201ZM204 200V199H203ZM224 201H225V198L223 199ZM229 200V199H228ZM241 200V199H240ZM240 200H239V202H240ZM248 199H247V201H249ZM7 201V200H6ZM40 201V200H39ZM49 201H51V200H49ZM65 201V200H64ZM67 201H69V200H67ZM94 201V200H93ZM102 201V200H101ZM120 201V200H119ZM126 201V200H125ZM130 201V200H129ZM136 201V200H135ZM138 202H135V204H133V208H131L130 207V209H128L127 210V215H125L126 213H123L127 218H124V216H121V217H123V218H120L121 220H116V222H115V224H114V228H112V229H108V235L105 237H102V239H101V241H99V251H100V254L101 255H105V256H109V259H108V261H107V263H105V264H199L198 263V258H200V257H206V255H209L210 256V254H211V252H213L212 250L215 248V247H217V249L219 250V253L220 254H218L219 255V258H217V259H211L210 258V260L208 261L209 262V264H264V236L262 235L263 233H264V214L263 215H261L262 216V221L261 222H259V221H257L258 223H256V224H253V225H251V227H249L248 228V231H247V233H246V237H244L245 238V240L243 241V242H236V248L234 249V251L233 252H231L230 250H233V248L235 247V246H233L232 247V249H229V250H227V249H225L224 247L225 246H227L226 244L228 243V242H230V238H229V234H232V233H228L229 232V229H227V227H226V231H228L227 233H223L220 229H218L216 232H218V235L220 236V237H218V238H216L215 239V237L213 238L212 236H211V234H210V232L211 231H209V232H207V231H205L204 230V228L202 227V229H203V233H204V235L202 234V232H201V234L202 235H200V234H197L198 232H196L195 230H193L192 228L191 229H188V230H183V228H181L182 229V231L180 232V233H178V230H179V228H178V230H177V226H176V230H174V229H172V228H170V227H168V226H166V225H164V226H160L159 228H156L157 227V225H156V227H154L153 226V228H151L150 229V231H149V233H145V235H147V237H143L144 236V228L142 227L143 225H141L140 224V222L141 223H143V218H142V212H144V210H143V204H145V203H143V202H141V200H137ZM148 201V200H147ZM167 201V200H166ZM170 201H169V203H170ZM176 201H178L177 199H176ZM190 201V200H189ZM199 201V202H200ZM205 201V200H204ZM218 201H221V200H218ZM223 201V202H224ZM232 201V200H231ZM236 201V200H235ZM262 201H263V198H262ZM30 202V201H29ZM35 202V201H34ZM52 202V201H51ZM50 202V203H51ZM95 202V201H94ZM98 202V201H97ZM106 203H108L107 201H105ZM104 202V203H105ZM113 202V201H112ZM123 202V201H122ZM148 202H150L151 203V200H149ZM148 202H146V203H148ZM172 202V201H171ZM180 202V201H179ZM209 203V201L207 200L206 201V203ZM212 202H213V200H212ZM211 202V203H212ZM216 202V201H215ZM227 202V201H226ZM258 202V201H257ZM38 203V202H37ZM40 203H41V201H40ZM47 203V202H46ZM54 203V202H53ZM57 202H55V204H56ZM75 203V202H74ZM100 203V201L98 202V204ZM111 203V202H110ZM114 203V202H113ZM125 203V202H124ZM127 203V202H126ZM169 203H168V205H169ZM176 203V202H175ZM193 203H194V201H193ZM252 203V202H251ZM262 203V202H261ZM43 204V203H42ZM55 204H51V205H55ZM69 204H71V203H69ZM84 204V203H83ZM90 204V203H89ZM92 204V203H91ZM95 204V203H94ZM130 204V203H129ZM149 204V203H148ZM164 204H166L165 202H164ZM195 204V203H194ZM227 204L228 203H226V205L225 206H227ZM259 204V203H258ZM263 204V203H262ZM27 205V204H26ZM45 205V204H44ZM60 205V204H59ZM76 205V204H75ZM104 205H106V204H104ZM104 205H101V206H104ZM117 205H119V204H117ZM121 205H123V204H121ZM178 205V204H177ZM180 205V204H179ZM212 205V204H211ZM220 205V204H219ZM224 205V204H223ZM222 205V206H223ZM247 205H249L248 203H247ZM32 206V205H31ZM40 207H41V205H39ZM46 207H47V205H45ZM45 206H44V208H45ZM56 206V205H55ZM73 206V205H72ZM77 206V205H76ZM95 206V205H94ZM108 206V205H107ZM114 206V205H113ZM128 206V205H127ZM127 206H125V207H127ZM166 206V205H165ZM183 206V205H182ZM195 206V205H194ZM206 206H208V205H206ZM232 206V205H231ZM243 206V205H242ZM242 206H240V208L242 207ZM26 207V206H25ZM38 206H36V208H37ZM40 207H39V209H40ZM50 206H48V208H49ZM88 206L86 205V208H87ZM100 207V206H99ZM106 207V206H105ZM109 207V206H108ZM115 207V206H114ZM144 207H145V205H144ZM148 207H150L149 205H148ZM158 207V208H157ZM185 207H186V205H185ZM200 207V206H199ZM203 207V206H202ZM210 207V206H209ZM213 207V206H212ZM229 207V206H228ZM234 207H236V206H234ZM248 207V206H247ZM257 207H258V205H257ZM27 208V207H26ZM31 208V207H30ZM42 208H43V206H42ZM64 208V207H63ZM67 208V207H66ZM73 208H76L75 206H73ZM89 208V207H88ZM97 208V207H96ZM113 208V207H112ZM121 208V207H120ZM120 208H118V209H120ZM171 208H172V206H171ZM187 208H188V206H187ZM216 208H218V207H215V209ZM227 208V207H226ZM237 208V207H236ZM255 208H256V206H255ZM262 208V206H260L259 207V210ZM32 209V208H31ZM30 209V210H31ZM39 209H37V210H39ZM77 209H79V208H77ZM76 209V210H77ZM81 209H83V208H81ZM91 209H93V208H90L89 209V211L91 210ZM101 208H99V211L101 212V210H100ZM123 209V208H122ZM146 209H147V207H146ZM150 209V208H149ZM173 209V208H172ZM181 209H182V207H181ZM180 209V210H181ZM183 209H185V208H183ZM203 209H204V207H203ZM207 209V208H206ZM205 209V210H206ZM210 209V208H209ZM214 209V208H213ZM221 209V208H220ZM222 209H225V207H223ZM229 209V208H228ZM244 209V208H243ZM248 209V208H247ZM41 210V209H40ZM45 210H46V208H45ZM55 210V209H54ZM60 210H61V207H60ZM65 210H67V209H65ZM110 210H112L113 211V209H110V207H109V211ZM115 210V209H114ZM126 211V209H123V211ZM168 210V209H167ZM176 210V209H175ZM180 210H176V211H174L175 213H177V211H180ZM186 210V209H185ZM199 210V209H198ZM198 210H197V213H198ZM212 210V209H211ZM241 210H242V208H241ZM250 210V209H249ZM249 210H245V211H249ZM253 210V209H252ZM5 211V210H4ZM32 212H33V210H31ZM53 211V210H52ZM51 210H50V212H52ZM64 211V210H63ZM84 211V210H83ZM123 211H121V212H123ZM146 211H150V210H146ZM215 211V210H214ZM256 211V210H255ZM24 213H25V211H23ZM30 212V211H29ZM68 212L70 213L71 212V210H68ZM76 213H79V211L77 212V211H75ZM87 212V211H86ZM91 212H93V211H91ZM107 212V211H106ZM118 212V211H117ZM117 212H116V214H117ZM153 212V211H152ZM171 212V211H170ZM187 212V211H186ZM199 212H200V210H199ZM18 213V212H17ZM38 213V212H37ZM56 213H57V211H56ZM61 213H62V211H61ZM72 213V212H71ZM81 213V212H80ZM88 213V212H87ZM99 213V212H98ZM98 213H96V214H98ZM103 213V212H102ZM112 213V212H111ZM145 213V212H144ZM143 213V214H144ZM148 213H150V212H148ZM180 213V212H179ZM178 213V214H179ZM210 213H211V211H210ZM227 213V212H226ZM236 213V212H235ZM237 213H238V211H237ZM236 213V214H237ZM249 213V212H248ZM21 214V213H20ZM30 214H31V212H30ZM33 214H34V212H33ZM113 214H115V213H113ZM112 214V215H113ZM151 214V213H150ZM156 214V213H155ZM169 214V218H171V214L170 213H168ZM167 214V215H168ZM192 214V213H191ZM204 214H205V212H204ZM204 214H201V215H204ZM209 214V213H208ZM207 214V215H208ZM246 214V213H245ZM260 214V213H259ZM27 215H29V214H27ZM57 215V214H56ZM69 215V214H68ZM81 215V214H80ZM93 215V214H92ZM102 215V214H101ZM106 215H108V214H106ZM144 215H146V213L144 214ZM175 215V214H174ZM177 215V214H176ZM181 215V218H182V214H180ZM185 215H186V213H185ZM188 215V214H187ZM194 215H195V212H194ZM197 215V214H196ZM200 215V214H199ZM198 215V216H199ZM210 215V214H209ZM209 215H208V217H209ZM213 217H214V215L213 214H211ZM211 215H210V218H211ZM226 215V214H225ZM224 215V216H225ZM230 215L231 216H233L231 213H230ZM238 215V214H237ZM249 215V214H248ZM257 215V214H256ZM255 215V216H256ZM17 216V215H16ZM18 216H19V214H18ZM18 216H17V218H18ZM21 217H23L22 215H20ZM19 216V217H20ZM48 216V215H47ZM50 216V215H49ZM53 217L55 216V215H52ZM51 216V217H52ZM58 216V215H57ZM60 216V215H59ZM109 216H111L110 215V212H109ZM149 216V215H148ZM153 216H155V215H153ZM157 216H158V214H157ZM162 216V215H161ZM184 216V215H183ZM221 216H222V214H221ZM33 217V216H32ZM35 217V216H34ZM36 217H38V214H37V216ZM42 216H40L39 218H41ZM70 217V216H69ZM93 217H94V215H93ZM108 217V216H107ZM114 216H112V218H113ZM147 217V216H146ZM178 217V216H177ZM176 217V218H177ZM195 217H197V216H195ZM194 217V218H195ZM212 217V218H213ZM216 217V216H215ZM219 217V216H218ZM26 218V216L23 218V220ZM48 218H50V217H48ZM61 218H63V216L61 217ZM71 218V217H70ZM82 218H84V216H82ZM103 218V217H102ZM115 218V217H114ZM114 218H113V220H114ZM117 218V217H116ZM115 218V219H116ZM152 218H154V217H152ZM155 218H156V216H155ZM167 218V217H166ZM172 218H173V216H172ZM203 218V217H202ZM209 218V219H210ZM243 218H244V216H243ZM21 219V218H20ZM19 219V220H20ZM30 219H31V217H30ZM38 219V218H37ZM43 219H45V218H43ZM52 219V218H51ZM56 219V218H55ZM68 219V218H67ZM99 219V218H98ZM107 220H108V218H106ZM118 219V218H117ZM149 219L150 218H148V221H149ZM158 219V218H157ZM164 219V218H163ZM162 219V220H163ZM184 219V218H183ZM199 219V218H198ZM201 219V218H200ZM199 219V220H200ZM209 219H207V220H209ZM218 219H220V218H218ZM222 219V218H221ZM224 219H225V217H224ZM229 219H230V217H229ZM232 219V218H231ZM233 219H235V218H233ZM237 219H239V218H237ZM241 219V218H240ZM247 219H249V217L247 218ZM253 219V218H252ZM254 219H256V218H254ZM17 220V219H16ZM23 220H21V221H23ZM29 220V219H28ZM45 220H47V219H45ZM64 220V219H63ZM74 220V219H73ZM100 220V219H99ZM98 220V221H99ZM103 220V219H102ZM147 220V219H146ZM151 220V219H150ZM166 220V219H165ZM165 220H164V222H165ZM186 220V219H185ZM184 220V221H185ZM205 220H206V218H205ZM205 220H203V223H205ZM206 220V221H207ZM214 220V219H213ZM226 220V219H225ZM224 220V221H225ZM250 220V219H249ZM26 221V220H25ZM30 221V220H29ZM40 221V220H39ZM56 221V220H55ZM115 221V220H114ZM154 221H155V219H154ZM176 221H178L177 219H176ZM189 221V220H188ZM190 221H192V220H190ZM209 221H211V220H209ZM208 221V222H209ZM220 221V220H219ZM222 221V220H221ZM228 221V220H227ZM244 221V220H243ZM18 222V221H17ZM27 222V221H26ZM32 222H34V221H32ZM42 222V221H41ZM52 222H54V221H52ZM60 222V221H59ZM66 222H67V220H66ZM69 222V221H68ZM75 222V221H74ZM111 222H112V220H111ZM159 222V221H158ZM162 222L163 221H161L160 220V223L162 224ZM169 222V221H168ZM171 222V221H170ZM186 222V221H185ZM223 222V221H222ZM221 222V223H222ZM234 222V221H233ZM245 222V221H244ZM253 222V221H252ZM251 222V223H252ZM19 223V222H18ZM17 223V224H18ZM36 223V222H35ZM39 223V222H38ZM51 223V222H50ZM49 223V224H50ZM56 222H54L53 224H55ZM72 223V222H71ZM81 223V222H80ZM113 223V222H112ZM138 223L141 225V227H138L139 225H138ZM150 224H151V222H149ZM160 223H158L159 225H160ZM182 223V222H181ZM197 223V222H196ZM220 223V224H221ZM224 223H226V222H224ZM243 223V222H242ZM22 224V223H21ZM32 224V223H31ZM30 224V225H31ZM60 224V223H59ZM64 224H66V223H64ZM92 224H94V223H92ZM110 224V223H109ZM169 224V223H168ZM198 224H200L201 225V223H198ZM230 224V223H229ZM228 224V225H229ZM236 224V223H235ZM238 224V223H237ZM19 225V224H18ZM29 225V224H28ZM35 225V224H34ZM42 225V224H41ZM99 225V224H98ZM138 225V226H137ZM170 225V224H169ZM177 225V224H176ZM181 225V224H180ZM189 225V224H188ZM191 225V224H190ZM197 224H195V226H196ZM205 225V224H204ZM210 225H212V223L210 224ZM214 225V224H213ZM212 225V227H214ZM224 225H226V224H224ZM233 225V224H232ZM23 226H24V224H23ZM27 226V225H26ZM36 226V225H35ZM39 226V225H38ZM56 226V225H55ZM76 226V225H75ZM108 226V225H107ZM191 226H193V225H191ZM194 226V227H195ZM203 226V225H202ZM221 226V225H220ZM230 226V225H229ZM241 226V225H240ZM247 226V225H246ZM13 227V226H12ZM48 227V226H47ZM58 227V226H57ZM61 227H62V225H61ZM79 227V226H78ZM77 227V228H78ZM197 227V226H196ZM195 227V228H196ZM210 227V226H209ZM10 227H8L7 229H9ZM16 228H17V226H16ZM15 228V229H16ZM28 228V227H27ZM29 228H31V227H29ZM28 228V229H29ZM106 228H109V227H106ZM185 228V227H184ZM186 228H187V226H186ZM199 228H201L200 226H199ZM20 229V228H19ZM59 229V228H58ZM70 229V228H69ZM68 229V230H69ZM89 229V228H88ZM201 229V230H202ZM208 228H206V230H207ZM11 230V229H10ZM10 230H9V232H10ZM14 230V229H13ZM22 230V229H21ZM26 230V229H25ZM31 230L32 229H30V230H28L29 232L28 233H30L31 232ZM34 230H36V232H37V230L38 229H34ZM50 230H51V228H50ZM95 230H97V229H95ZM105 230V229H104ZM198 230V229H197ZM2 231V230H1ZM8 231V230H7ZM6 231V232H7ZM43 231V230H42ZM48 231V230H47ZM52 232H53V230H51ZM60 231V230H59ZM87 231V230H86ZM94 231V230H93ZM107 231V230H106ZM232 231V230H231ZM234 231V230H233ZM241 231V230H240ZM239 231V232H240ZM5 232V231H4ZM6 232H5V236H7L6 235ZM14 232V231H13ZM23 232V231H22ZM46 232V231H45ZM56 232V231H55ZM70 232V231H69ZM82 232V231H81ZM94 232H96V231H94ZM18 233H20V232H18ZM26 233V232H25ZM32 233V232H31ZM48 233V232H47ZM72 233H73V230H72ZM74 233H75V230H74ZM79 233V232H78ZM89 233V232H88ZM97 233H99V232H97ZM96 233V234H97ZM172 233L174 234V240L172 241V246H171V248H167V243H168V241H170V238L172 237ZM8 234V233H7ZM11 234V233H10ZM33 234V233H32ZM45 234V233H44ZM55 234V233H54ZM66 234V233H65ZM70 234H71V232H70ZM216 234V233H215ZM37 235V234H36ZM35 235V236H36ZM41 235V234H40ZM43 235V234H42ZM57 235V234H56ZM67 235H68V233H67ZM67 235H65V237H67ZM79 235H82V234H80L79 233ZM83 235H85V234H83ZM93 235V234H92ZM198 235H200V236H198ZM31 236V235H30ZM74 236V235H73ZM86 236V235H85ZM87 236H89V235H87ZM86 236V237H87ZM94 236V235H93ZM233 236V235H232ZM231 236V237H232ZM2 237V236H1ZM20 237V236H19ZM21 237H22V235H21ZM25 237H26V235H25ZM24 237V238H25ZM27 237H29V236H27ZM32 237V236H31ZM38 237V236H37ZM42 237V236H41ZM58 237V236H57ZM64 237V238H65ZM69 237L70 236H68L67 238L69 239ZM83 237V236H82ZM255 237H261V239L262 240H257L256 241V239H255ZM7 238V237H6ZM5 238V239H6ZM18 238V237H17ZM38 238H40V237H38ZM48 238V237H47ZM55 238V237H54ZM53 238V239H54ZM62 238V237H61ZM60 238V239H61ZM73 238V237H72ZM76 238V237H75ZM75 238H73V239H75ZM80 237H78V239H79ZM85 238V237H84ZM10 239V238H9ZM31 239V238H30ZM29 239V240H30ZM43 239V238H42ZM85 239H87V238H85ZM89 239H91V237L89 238ZM232 239H233V237H232ZM240 239V238H239ZM16 240V239H15ZM21 240H22V238H21ZM25 240H27V239H25ZM28 240V241H29ZM59 240V239H58ZM57 240V241H58ZM234 240V239H233ZM3 241V240H2ZM5 241V240H4ZM7 241H8V239H7ZM32 241V240H31ZM52 241V240H51ZM83 242H84V240H82ZM232 241V240H231ZM238 241H240V240H238ZM11 242V241H10ZM18 242V241H17ZM21 242H23V241H21ZM64 242H66V240L64 241ZM70 242V241H69ZM75 242H76V240H75ZM92 242V241H91ZM97 242V241H96ZM112 242H115V244L117 245V248H118V246H119V252H116L115 251V249H113V246H112ZM13 243H15V241H13ZM20 243V242H19ZM19 243H18V245H19ZM46 243H47V241H46ZM53 243V242H52ZM71 243V242H70ZM93 243H94V241H93ZM93 243H91V244H93ZM0 244H2V243H0ZM5 244H7V243H4V245ZM26 244V243H25ZM31 244V243H30ZM54 244H55V242H54ZM66 244V243H65ZM69 244V243H68ZM86 244V243H85ZM114 244V243H113ZM235 244V243H234ZM14 245V244H13ZM24 245V244H23ZM33 245V244H32ZM32 245L30 246V247H32ZM36 245V244H35ZM45 245V244H44ZM50 245H52L51 243H50ZM58 245V244H57ZM67 245V244H66ZM66 245H64V247L66 246ZM83 245V244H82ZM229 245V244H228ZM12 246V245H11ZM11 246H9V248L11 247ZM28 246H29V244H28ZM34 246V245H33ZM39 246V245H38ZM42 246H43V244H42ZM71 246H72V244H71ZM74 246V245H73ZM93 246V245H92ZM95 246V245H94ZM6 247V246H5ZM15 247V246H14ZM20 247V246H19ZM49 246H47L46 248H48ZM54 248L56 247V245L55 246H53ZM69 247V246H68ZM84 247V246H83ZM87 247V246H86ZM89 247V246H88ZM97 248H98V246H96ZM230 247V246H229ZM2 248V247H1ZM4 248V247H3ZM8 248V247H7ZM8 248V249H9ZM42 248V247H41ZM40 248V250H43L44 251V249L42 248L41 249ZM57 248V247H56ZM228 248V247H227ZM7 249V250H8ZM12 249V248H11ZM11 249H10V251H11ZM14 249V248H13ZM12 249V250H13ZM26 249H27V247H26ZM34 249V248H33ZM20 250V249H19ZM50 250H51V248H50ZM54 250V249H53ZM52 250V251H53ZM58 250V249H57ZM60 250V249H59ZM61 250H63V248L61 249ZM64 250H67V249H64ZM71 250H73L74 251V248H72ZM81 250V249H80ZM87 250V249H86ZM90 250V249H89ZM92 251H93V249H91ZM216 250V249H215ZM2 251V250H1ZM9 251V252H10ZM15 251V250H14ZM13 251V252H14ZM26 251H28V250H26ZM33 251V250H32ZM68 251V250H67ZM96 251V250H95ZM17 252H19V251H17ZM45 252V251H44ZM43 252V253H44ZM55 252H57V251H55ZM63 252H65V251H63ZM75 252V251H74ZM83 252H84V250H83ZM94 252V251H93ZM215 252V251H214ZM4 253H5V255H6V252L4 251ZM11 253V252H10ZM66 253V252H65ZM69 253V252H68ZM68 253H67V255H68ZM81 253V252H80ZM87 253V252H86ZM31 254V253H30ZM33 254V253H32ZM45 254V253H44ZM59 254V253H58ZM75 254H77V253H75ZM11 255V254H10ZM17 255H20V254H17ZM26 255V254H25ZM40 255V257H38V258H40L41 259V253L39 254ZM38 255V256H39ZM49 255V254H48ZM52 255V254H51ZM54 255V254H53ZM72 254L70 253V256H71ZM87 255V254H86ZM98 255V254H97ZM101 255H99V256H94V259H92V260H90L89 258V260H86V261H83V264H104L103 262H102V258H101ZM205 255V256H204ZM212 255H215V254H212ZM6 256H8V255H6ZM12 256V255H11ZM10 256V257H11ZM29 256V255H28ZM33 256V255H32ZM35 256H37V255H35ZM34 256V257H35ZM59 256V255H58ZM61 256V255H60ZM85 256V255H84ZM208 256V257H209ZM216 256V255H215ZM5 257V256H4ZM18 257H20V256H18ZM22 257V256H21ZM23 257H25V259H21L22 261L24 260H28V258H26V256H23ZM52 257V256H51ZM75 257V256H74ZM79 257V256H78ZM12 258V257H11ZM14 258H17V256L16 257H14ZM12 259V261L13 260H15V259ZM31 259L33 258V257H30ZM37 258V259H38ZM46 258V257H45ZM48 258V257H47ZM64 258H65V256H64ZM63 258V259H64ZM71 258V257H70ZM80 258H81V256H80ZM85 258H86V256H85ZM2 259H3V257H2ZM34 259V258H33ZM56 259V258H55ZM61 259H62V257H61ZM78 258L76 257V259L74 260V262L75 261H78L77 260ZM82 259V258H81ZM79 260L78 261V263H74V264H79V263H82V260ZM204 259H206V258H204ZM11 260V259H10ZM53 260V259H52ZM70 260V259H69ZM69 260H67V261H69ZM71 260H72V258H71ZM200 260V259H199ZM19 261H20V259H19ZM35 261V260H34ZM37 261V260H36ZM45 261V260H44ZM54 261V260H53ZM58 261V260H57ZM66 261V262H67ZM104 261V260H103ZM201 261V260H200ZM5 262V261H4ZM18 262V261H17ZM21 262V261H20ZM25 262H27V261H25ZM47 262V261H46ZM49 262V261H48ZM47 262V263H48ZM56 262V261H55ZM60 262V261H59ZM59 262H57V263H59ZM65 262V261H64ZM66 262H65V264H66ZM105 262V261H104ZM203 261H201V263H202ZM38 263V262H37ZM37 263H35V264H37ZM43 263H45V262H43ZM42 263V264H43ZM50 263V262H49ZM62 263V262H61ZM70 263H72V262H70ZM200 263V264H201ZM6 264H7V262H6ZM9 264V263H8ZM11 264H13V263H11ZM15 264H17V263H15ZM21 264H22V262H21ZM31 264V263H30ZM51 264H53V263H51ZM64 264V263H63ZM205 264V263H204ZM207 264V263H206Z\"/></svg>", "mask_w": 264, "mask_h": 264}]
</instances>
